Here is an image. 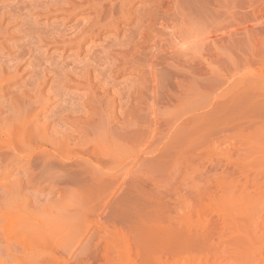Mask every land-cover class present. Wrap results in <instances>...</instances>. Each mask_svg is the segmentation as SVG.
<instances>
[{
  "label": "rangeland",
  "instance_id": "1",
  "mask_svg": "<svg viewBox=\"0 0 264 264\" xmlns=\"http://www.w3.org/2000/svg\"><path fill=\"white\" fill-rule=\"evenodd\" d=\"M122 1H124V0H122ZM128 1H130L129 5L131 7L129 6V8H128L129 11L127 10L128 12H126L127 15H128V13L131 14V12H134V11L135 12L132 14H135L139 10V9L138 10L135 9V7L138 8L141 6L140 8H143V10L146 7V1L145 0H142V1H140V0H128ZM197 1H199V2H197ZM216 1H218V4L216 3ZM219 1H221V2H219ZM222 1L223 0H204V1L203 0H177L176 1L177 3L176 2H174L175 4L173 3V7L175 9V10L173 9L174 13H171V14H173V18H172V15H168V14H170V12L167 14L168 17L166 15V18L169 19L168 20L169 22L167 24L161 23V22L160 23L159 22L154 23V21L152 23L148 19L145 18V19H143V20H146L145 23H144V21H142V23H141L143 27L140 25V27H139L140 29L137 31H135V28H133L137 23L134 18H133L132 23H127V21H125V19H126L125 15L126 14L124 13L125 15H123V17L125 18L124 19L122 17V14L120 13V15H119V12L116 11L115 12L116 14L114 13L113 17L111 18L112 20L110 19L111 21L110 20L106 21L107 23L104 22V24L106 26L103 23H101V24H98L99 26L96 25L97 28H96V26H94L95 28L92 27L91 29H93V30H90V33H88L89 36L86 35L85 37H87V38H85L83 41H81L79 44H77L76 41L78 38L76 39V37L81 36V34H78L80 27H81V30H80V33H81V31L83 32L84 27L87 25V22L90 24V26H92L91 24H93V25L96 24L95 21L97 20L96 19L97 17H95L96 14H95L94 10H95V8H98V6H99L98 4L95 5V8H93V11L89 10L90 6H92L91 5L92 3H89L87 1L82 2L79 5L76 4V5H74V7L71 6L69 10H72V12L74 11L76 13L73 12V15H72L73 17L72 16L69 17L70 16L69 13L67 14V12H65V11L62 12L61 9L59 10V8H61V0H57V1H55V0H0V13H1L0 17L3 18V19L0 18L1 19L0 20V55L2 57V58H0V61L3 62V63L2 62L0 63V67H3L6 63H8V61H10V64H12L11 65L12 69L10 70V72H14V70H16V72H15L16 74L12 73L14 75L13 78L14 77L16 78V79H13L14 80L13 85L14 86L18 85L16 87L13 86V88H17V87H19V84H21L19 87L20 91H21V89L24 90L23 86H24V88L29 87L28 89H30V87L34 86L35 84H37V85L42 84V82L40 83V80H42V79L46 80L47 79V81L42 80L44 83L41 85V87L43 85L44 86H43V88H41L42 92L40 94H42V95L40 96L41 101L39 104L43 105V107H44V105L46 106V103L49 105H47L48 109H47V106L45 107V111H47V113L44 112L39 117L40 122H42V121L44 122V120H43L44 118H45V121H47L46 119H48V118H49L48 121L54 119L53 123L50 121L51 122V124H50V122H49L50 128L52 127L51 129L54 130L57 126L56 129L59 130V132L62 131L61 132L62 135H60L58 131L55 135L58 136V134H59V137H61V136L63 137V136L67 135L65 137V138H67V140L64 137L63 138L61 137V139L66 140V142L68 141L71 143L72 139H70L71 141H69L68 138L69 137L75 138V136H78L75 138L74 141H77V143L80 144V142L82 140V143L80 145H85L86 143H89L88 144L89 148H91L90 145H94V144L98 143L99 145L97 144V146H100L102 148H104L106 146L107 149H109V148L112 149L114 147L115 151L112 149L113 151H109V152L112 154L115 152V154H118V157L121 155L118 152L120 151V149H122V153H124L123 155L126 158V159L122 160L123 159L122 155H121L122 157L120 156V158H119L121 163L124 162V163H122L124 165H121L119 160H117V161L115 160V158L117 157V155H115V154L113 155L114 160L111 161L110 159H113V157H111L112 155L110 156V153L106 151L107 149H105V150H103L104 155L102 154L101 158H102V156H103V158L106 157L105 160L107 159L108 163H110V164L106 163V161L103 160V158L101 159V160H103V162L100 159L98 162H96L98 159L95 161L93 160V163L95 162V167L93 168V171L91 170L92 172H90L92 175H93L94 169L95 168L97 169V166H98L97 164L99 163V166L97 169V171H99V172H97L95 170V176H94L95 178H99L102 175H103V178L111 177V175L112 176L113 175H115V176L116 175L117 176L123 175L124 176V178H122L123 176L120 177V179L118 181L119 183H117L118 184L117 186H116V184L111 185L112 188L111 187L109 188V186L107 188L106 187L103 188V186H102V188H100V187L97 188V186L92 185L90 183H87L84 180L85 177L89 175V173H87V172H86L87 173L86 176H85L86 173H83L84 174V175H82L83 178H81L82 176L78 174L79 176L78 175L77 176H78L79 180L77 178H74L75 176L70 174L69 171H67L68 173L64 172L63 174L61 172V175H62L61 176V183L53 180L52 179L53 177L51 178L50 176H49L50 178H47L48 176H45V179H44V177H40L39 171H33V173L36 172V174H35L36 176H34V177H33V174H29L30 175L29 181L32 182V183H29V181H28L29 186H25L24 184L21 185L23 183V180L22 179L20 180L22 182H21V184H19V186H20V188H21V186L23 188L19 192V197L27 196L29 198V196H30L31 201L35 200L37 202L36 203L37 205L36 204L33 205V203L31 201L29 202L28 206L30 207L29 210H31L32 215H39V214H34V213L40 212V209H42L43 206L44 207L48 206L47 208H49V209H47V210H50L52 212V215L56 216V213L53 214L55 211L58 213L57 215L61 214V258H60L61 261L59 259V261H60L59 264H108L107 261H109V260H110L109 264H117V263L118 264H127V263L129 264L130 262H133V261L134 262L132 264H174V263L175 264H186V263L189 264V262H190V264H194L195 262H196L195 264H240L243 258H246V260H248L247 264H264V102H262V101H264L263 100L264 99V94H263L264 93V90H263L264 87H261V86H264V84L259 85L257 87V90L255 88L254 90H256V91L253 92L256 96V97L255 96H253V97H255L258 101L256 99L255 100L259 103L256 102V104H254L255 103L254 99H253L254 102H251V100L248 99L249 103H246V104H245V102H243V104L239 103V105H237L238 103L235 105H233V104L230 106L228 105L230 108H232V106H235L231 110H230V108H228V106H224L225 108L227 107L229 109V112L227 113L228 109H225V108H223V109H225L223 111H226L225 113L227 115L230 114V116L228 115V117H230L229 120L226 118L225 123L222 124L221 123L222 121H221L220 123L217 122V124H218L217 125L215 123L216 120L213 117L208 116L207 120H205L206 118L201 119L202 121L200 119L195 120V121L200 120V121L196 122V125H195V122L194 123L190 122L192 124V126H190V128L194 126V130H195V131H193V130H191V131L193 133L195 132L198 136H196V134H194V135L190 134L189 135L188 133H186L187 132L186 131L185 134L189 135V136L186 135V137H189V138H186L184 136V131H185L184 129H183V132H181L183 135L181 133L179 134L180 130H182L179 126H180V124L183 123V121L186 120L187 117L190 120V119H192V118H190L191 117L190 115L198 116L202 112L200 110H204V111L210 110L209 107L211 108L212 107L211 105L213 104L212 102L215 101L214 95L219 92V91H215L214 87L216 88L217 86L213 87V85L217 84V82H221L222 80H224L223 79L224 76H225V79L227 81H229V82H226L229 85L226 86V84H225V86H224V87H227V89H228V92L226 93V96H225V98H227V96L230 97L229 96V93H230L229 89L231 91V96L243 94L242 92L245 91L244 89L248 90L251 83L255 82L256 80L257 81L260 80L259 77H261V75H263V73H264V66L261 65L264 63V54L259 53V51H261L260 47H262L264 49V24H256L255 21L253 22V18L251 17V15H252L251 12H253L254 10L258 11V9H259V11L263 12L264 0H259V2L257 0H246L247 2L245 0H236V1L235 0H224L223 2ZM232 1H233V3H232ZM46 2H49V6H50L51 2H56V3H53L55 5L51 4L52 6L48 8L46 5L48 3H46ZM91 2H96V0L95 1L92 0ZM98 2L99 1L97 0V3ZM14 3H15V5H14ZM39 3H41V4H39ZM107 3L110 4V3H114V2L108 1V2H106V4ZM221 3H223V4H221ZM254 3H256V6H254L255 5ZM57 4H59L58 5L59 8L53 7V6H57ZM36 5H37V7H36ZM38 5H39V7H38ZM45 5L48 8V12H46L47 10H46ZM175 5L178 6L180 9L178 8V10H177V7ZM194 5H195V7H194ZM201 5L203 7L200 8L199 6H201ZM87 6H88V9L86 8ZM117 6L118 5H116V7ZM221 6H223V8ZM253 6L255 9L252 8L253 11H251L252 9H250V8ZM44 7H45V9H44ZM52 7L55 9V11L53 10ZM164 7L166 8L167 6L165 5ZM32 8H33V10H32ZM40 8L42 11L43 10L44 11L42 12L40 10ZM50 8H52L53 12H52V10H50ZM74 8H76V9H74ZM215 8L218 10L216 11ZM38 9L42 13L37 11ZM219 9H221V10H219ZM140 11H142V9H140ZM178 11L180 12V14ZM211 11H213L212 12L213 14L211 13ZM249 11H251V12H249ZM6 12H9V13H6ZM12 12L14 13L13 15H12ZM16 12H18V13L20 12V13L18 14ZM182 12H184V13L182 14ZM218 12H220V13H218ZM205 13H206V15H205ZM41 14H43V15H41ZM161 14H163V13H161ZM137 16H138L137 13H136V15H133V17H137ZM209 16H210V18H209ZM181 17L186 21H183V19ZM242 17H243V19H242ZM175 20H177V22ZM187 20H189V21H187ZM214 20L216 23L213 22ZM182 21H183V26H185L184 22H187V24L186 23L185 24L189 25L190 27L185 26V28L188 27V28H186L187 31L188 30L190 31L192 29L190 32H193L194 35L196 34V38H194V35L192 33H190V32L186 33L184 28H182L184 31H182L180 28H177V29H180L181 32H180V30H176L175 27H181L182 26V25H180V24H182ZM197 21L199 23H197ZM249 21H251V22H249ZM91 22H93V23H91ZM108 22H109V24H108ZM170 22L175 24L174 25L175 27H173L172 23H170ZM200 22H201V24H200ZM151 23L153 24V27H151V25H152ZM89 24L86 26V28L89 27ZM162 24L163 25L165 24V25L163 26ZM168 24H170L171 26ZM73 25L76 27H74ZM154 25L156 26L155 28H154ZM160 25L163 28H161ZM191 25L195 28H193ZM196 25L198 27H196ZM70 27H73L74 29L73 28L70 29ZM141 27L142 28L147 27V28L142 29ZM260 27H262V28H260ZM65 28H66V30H65ZM67 28L69 30H67ZM114 28H116V29H114ZM61 29H62V31H61ZM72 29L74 30V32L77 30L78 33L72 32L73 31ZM133 29L135 31L134 33H133ZM156 29H157V33H156ZM170 29H172V32H174V34L171 33ZM195 29H196V31H195ZM217 29H219V30H217ZM246 29L249 32L246 31ZM122 30L123 31L125 30L124 33ZM50 31H51V33H50ZM57 31L59 33H56ZM130 31H131V33H130ZM139 31L141 33V37H140V33L138 34ZM146 31H149L151 33L146 32ZM178 31H179V34H178ZM250 31H252V32H250ZM29 32L31 35L29 34ZM41 32H43V33H41ZM63 32H67V33L65 34ZM68 32L71 35H69ZM144 32H146V34ZM61 33L63 36L61 35ZM128 33H130L129 36L127 35ZM132 33H133V36L135 33L138 34V37H139L138 40H137L136 34H135V37L131 36ZM169 33H170V36H169ZM183 33L186 34V37L188 40L185 39L186 41H184L182 39L183 37L185 38ZM199 33H201V34H199ZM123 34H125L124 38L127 41L125 39H121L123 37ZM144 34L146 35V37ZM155 34L157 36H155ZM56 35H58V37H56ZM73 35H75L76 37L73 38L74 37ZM178 35L182 36V37L180 36V38L182 39L181 41H183V43L179 40L180 38H178ZM66 36H67V38H70L72 36V38L75 40H73L71 38V41H70V39H68L69 42H67ZM151 36H153L154 38L152 37L153 38L152 39ZM35 37L36 38L38 37L37 38L38 41L36 40ZM40 37H41V39L43 37V39L41 41L42 43L39 42L41 40ZM127 37H129V39ZM147 37L148 38L150 37V38L147 40ZM159 37H161V38H159ZM190 37H192V38L190 39ZM197 37H199V38H197ZM59 38H60V41H59ZM140 38H142L143 40H139ZM158 38H159V40H158ZM31 39H32V41H31ZM62 39H64V41ZM168 39L169 40L171 39L172 41L170 42ZM44 40H46V41H44ZM130 40H131L132 44H130ZM248 40H251V41H254L255 43H258L259 45L257 47H258L259 51H258V53L254 52L253 54H255V55L250 56L251 58L249 57V52H247L246 55L248 54L247 57L250 59V60L248 59L249 65L244 66L245 63L243 64L242 62L241 63L239 62L237 64L236 70H234V72H232V69H231L232 68V64H231L232 59L231 60H227V59H229L228 57H230V58L239 57L242 52H245L246 51L245 49L247 48V41ZM53 41L55 43L57 41V43L59 45L57 43H56L57 44L56 45ZM61 41H63V43ZM140 41L142 43H139ZM143 41H144V43H143ZM167 41H169V42H167ZM178 41H180L181 44H177V43H179ZM204 41L207 43V46H206ZM70 42H72V44L73 43L74 44L72 45V44H70ZM105 42H107V43H105ZM154 42H155V44H153ZM185 42H186V44H185ZM213 42L215 45L213 44ZM50 43H52V44H50ZM67 43H69V44H67ZM126 43H127V46H125ZM160 43H161V45H160ZM198 43L201 45H199ZM28 44H29V46H28ZM102 44H103V46H102ZM147 44H148V46H147ZM149 44H150V46H149ZM134 45H136V46L134 47ZM137 45H139V47ZM197 45H199V46H197ZM80 46H81V48H78ZM101 46H102V48H101ZM155 46H157L156 48H158V49L161 48L160 52H159L160 54L158 53L159 56H157V54L154 51ZM167 46H169L170 48ZM204 46L207 48H203ZM121 47L122 48L124 47V49H122ZM197 47L200 50H203V49L206 50V51H204V50L202 51L204 53L207 52L206 54H204V53L202 54L203 57L204 58L208 57L206 59L207 62L209 60H211V62L213 63V64H211L209 61L208 64L209 63L211 64V66H212L211 68H213L214 66H215V68L217 67L216 69L213 68L212 70H210L211 72L209 71L210 73L207 72V70L211 69L209 67L210 64L208 65L207 62L204 65L202 64L203 66H205V68H203V66L201 65V62L204 60H201L198 57L197 58L194 57V56H198L197 54H200V52H201L200 50L195 49ZM199 47H201V48H199ZM106 48H108V49H106ZM126 48L128 49L127 51H126ZM152 48H154L153 51L151 50ZM188 49H189V51H188ZM105 50H106V52H104ZM145 50L151 51L150 56H149V54H147V51H145ZM174 50H175L174 54L176 53V51L178 52L180 50L179 51L180 54H179V52H178V54H175V56L178 57L177 58L178 61H176V62H180V63H174L175 61H173V60L171 62V59L176 60L175 56H174V58H173V56L171 57V54H173L171 52ZM185 50L187 51L188 54L185 53L186 52ZM193 50L194 51L196 50V51L193 52ZM197 50H198V52H197ZM209 50H210V52H209ZM21 51H22V53H20ZM23 51H25L26 53L24 52V54H23ZM183 51L185 54L183 53ZM102 52L104 54H102ZM145 52H146V54H145ZM151 53L155 56V57L152 56L154 60L151 58V55H152ZM194 53H196V54L194 55ZM10 54L13 55V58ZM26 54L29 56H27ZM142 54H143V57L141 58ZM161 54L163 55L162 58L164 57L163 59H166L168 56L167 60L161 59L160 58ZM181 54L184 57H186L187 60L190 58L189 61L192 59L191 61L193 62V65H192V62H189V64L192 65L191 67L189 64H187V66H186L185 64H183L182 59H179V56ZM186 54H187V56H189V58L186 56ZM218 54H220L221 59L224 57L223 62L216 63V61H214V60H217V56H219ZM224 54H225V56H223ZM8 55H10V56H8ZM116 55H118V56H116ZM182 55L180 56L181 58H183ZM14 56H15V58H14ZM21 56H24V57H21ZM75 56L77 57L76 59L73 58ZM135 56H136V58H135ZM138 56H140L139 59H138ZM169 56L171 57V59H169ZM156 57L160 58V59L157 58V60L159 62H157ZM117 58H118V60H117ZM140 58H141V61H143V58H144L145 62L146 61L147 62L145 64H144V62H141L142 64L139 65ZM9 59H11V60H9ZM129 59H131V60H129ZM194 59H196V62L194 61ZM197 59L201 60V61H199L200 63L198 62L200 64V66H198L199 64L197 65ZM73 60L76 63H74ZM102 60H103L104 64H103ZM179 60H181V61H179ZM226 60L228 61V63ZM11 62H13V63H11ZM15 62H17V63L15 64ZM94 62H96V63H94ZM63 63L65 65H63ZM70 63H73V64H71L72 66H70ZM172 63H174L176 68L174 67V65ZM194 63H196V64L194 65ZM202 63H204V62H202ZM2 64H4V65L2 66ZM10 64H8L9 66L7 65L4 67L8 68V67H10ZM13 64H15V65H13ZM93 64L95 66H92ZM159 64H161V65H159ZM180 64L183 66H181ZM228 64H230V66ZM153 65L155 66V68ZM223 65H224V67H222L223 68V70H222V68L220 66H223ZM226 65H227V67H226ZM83 66H85V67H83ZM141 66H143V67H141ZM185 66H186V68H185ZM161 67H163V68H161ZM177 67L180 69V71ZM181 67H183V68H181ZM192 67H193V69H192ZM199 67H200V69H199ZM38 68H39V70H38ZM173 68H174V70H172ZM201 68H203V70ZM206 68H209V69H206ZM228 68H230V69H228ZM35 69H37V70H35ZM40 69L43 72H45L44 74L48 78L46 76H44V74H41ZM72 69H74V70H72ZM194 69H195V71H193ZM226 69L231 72V73L229 72L230 75H228V72L225 71ZM67 70H69V71H67ZM139 70H140V72H138ZM198 70H200V71H198ZM205 70H206V72H205ZM33 71H35V72H33ZM100 71H102L101 74H100ZM153 71H155V72L159 71V72H157L158 74L155 75V72H153ZM183 71H184V73H182ZM222 71H223V73H222ZM51 72H53V74H51ZM69 72L71 74H69ZM80 72L83 75H81ZM212 72H215V73H212ZM36 73H37V75H36ZM64 73H66V74H64ZM76 73L78 75H75ZM93 73H95V74L97 73V74L95 75ZM166 73L167 74L171 73L170 74L171 76L166 75ZM176 73L177 74L179 73V74L177 75ZM203 73H207L206 76ZM208 73H209V75H208ZM216 73H218L220 75L218 76ZM88 74H89V76H88ZM197 74H198V76H197ZM30 75H35V76H30ZM40 75L42 76V78H40L41 77ZM54 75H56V76H54ZM74 75H75V78H74ZM173 75L178 76V79H180V83L185 82V81L186 82L180 84L177 77H174L177 80L173 79ZM180 75H181V78H179ZM184 75H185V77H184ZM43 76L46 78H44ZM196 76H197V78H194ZM227 76H228V78H227ZM33 77L35 79L36 78H39V79H36V81H35ZM63 77H64V79H63ZM207 77H209V78H207ZM210 77H211V79H210ZM54 78L56 81L54 80ZM71 78H72V81H71ZM73 78H74V80H73ZM76 78H78V79H76ZM155 78H157L158 80L156 79L157 81L154 82ZM168 78H171V79L168 80ZM201 78H203L204 81ZM218 78L219 79L222 78V80L220 81ZM31 79H33V81ZM208 79L210 80L209 82H208ZM60 80H61V83H60ZM62 80L65 82H63ZM66 80L67 81L69 80L70 82L69 81L67 82ZM80 80H81V82H80ZM97 80H99V81H97ZM170 80L171 81L174 80V81H172L173 83L176 80L175 84L173 85ZM200 80L203 81L202 86L206 87L205 85H207L206 88L209 90H207L201 86V83L199 82ZM26 81H27V83H26ZM38 81H39V83H38ZM151 81H152V83H150ZM161 81L165 82L166 86L165 85L164 86L166 88H164V86L162 85L164 83H162ZM168 81H169V83L167 84ZM137 82H139L140 85ZM204 82H206V83H204ZM207 82L211 87L207 84ZM135 83H136V85H135ZM144 83H146V85ZM194 83H195V85H194ZM49 84H51V85H49ZM178 84L183 85V86H181L182 89L184 88L183 90H185V88L187 89L190 87V89H188V91L189 90L193 91L191 93V95H190V93H187V90H185V92H186L185 93L181 88H179L180 85L178 86ZM186 84H188L189 86L184 87V86H186ZM246 84L249 87H246L247 86ZM27 85H28V87H27ZM132 85H133V87H132ZM138 85H139V87H138ZM176 85L179 89H177ZM84 86L85 87L87 86L86 87L87 89ZM134 86H135V88H134ZM159 86H160V88H159ZM191 86L192 87L194 86L193 90H192ZM197 86L199 87L198 89L196 88ZM152 87H154L156 89H152ZM167 87H168V89L169 88L170 89L167 90ZM210 88H212L213 93L210 90ZM157 89H160V90H157ZM180 89L183 92H181ZM231 89H233V90H231ZM259 89H261V90H259ZM62 90L64 91L63 94H62ZM236 90H237L238 94L236 93ZM48 91L50 93H52V95ZM144 91H145V93H143ZM155 91H157L156 92L157 96H155L156 95ZM167 91H169V93H171V94L174 92L173 93L174 95H177V93H178L179 97L177 98V96H174V95L170 96L171 94L169 95V93H167ZM177 91H179V92H177ZM204 91H206V92L208 91V93H210V95ZM233 91H235L234 92L235 94L233 93ZM261 91H263V92L259 93ZM34 92L35 91H30V93L27 92V94H25V95H24V92H22L23 94L18 93L20 95L17 94V96L19 97L22 94V95H24L23 97L26 96V98H27L28 94L34 95ZM44 92H46V93H44ZM59 92H61V93H59ZM150 92H152L151 93L152 95L150 94ZM158 92H159V94H158ZM256 92H258V93H256ZM48 93L50 96L48 95ZM182 94H183V96H186V95L188 96V97L186 96L188 98V100L186 97L183 98V100L186 99V101L184 100L185 101L184 103L181 100ZM257 94L258 95L260 94L259 95L260 98H257ZM261 94H262V96H261ZM46 95H48V96H46ZM168 95H169V97H167ZM42 96L46 97V100H44V98ZM54 96H56L57 98ZM158 96L162 100H163V98L165 99V101L161 100L163 102L164 106L162 105L159 98H157ZM101 97H102V99H101ZM152 97H154V99H157V100L154 101ZM170 97L171 98L173 97V99H175L176 102H175V100L171 99ZM174 97H176L177 99ZM201 97H203V98H201ZM210 97H211V99H210ZM22 98H18V100H17V103L18 104L20 103V105L24 101V98L23 99ZM26 98H25V100H26ZM208 98L210 99V101ZM42 99L44 100V102H42ZM135 99H137V100H135ZM166 99L169 100L170 102L171 101H173V102H171V103L168 102V103H170V104H168V103H166V101H167ZM197 99L199 100V102ZM205 99H207V100H205ZM20 100H22V101H20ZM60 100H61V102H60ZM141 100H143V101H141ZM158 100L160 101L159 102L160 105H158L159 103H157ZM177 100H179V101L177 102ZM113 101H115V102H113ZM145 101H147V102H145ZM180 101L183 104L180 103ZM208 101H209L210 106L207 105ZM260 101H261V103H260ZM5 102H7V99ZM25 102L27 103V101H24V103ZM164 102H165V104H164ZM250 102H251V104H250ZM24 103H22V105ZM89 103H91V104H89ZM107 103H109V104L107 105ZM174 103H175V105H174ZM178 103H180V104H178ZM102 104L105 106V109H104V106ZM177 104L180 106L176 107ZM91 105H93V106H91ZM147 105H149V106H147ZM169 105H170V107H168ZM201 105L203 106L204 109L203 108L200 109L202 107ZM66 106H67V108H66ZM172 106H174V108ZM206 107H207V109H206ZM169 108H171V109H169ZM176 108H177V110H176ZM178 108L179 109L181 108V109L179 110ZM174 109H175V111H174ZM178 110L181 112V115H180V112H178ZM61 111H63V112H61ZM65 111H67V112L65 113ZM184 111H185V113H184ZM204 111L202 113H204ZM189 113H190V115H188ZM191 113H193V114H191ZM225 113H223V114H225ZM58 114H60V115H58ZM4 115L0 114L1 117ZM57 116H58L61 123L57 122V121H59L58 118H56ZM66 116H67V118H66ZM142 116H145L146 118H144ZM165 116H167L168 118ZM171 116H172V118H171ZM178 116H179V118H178ZM185 116H187V117H185ZM50 117H51V119H50ZM99 118H101V119H99ZM170 118L172 119V121L170 120ZM183 118H185V119H183ZM65 119H67V120H65ZM173 119H174V121H173ZM71 120H72V123H68ZM107 120H108V122H107ZM192 120H194V119H192ZM169 121H170V123H168ZM150 122L152 123V126H151ZM203 122H205V123L203 124ZM104 123H105V127H104ZM45 124L48 126L47 122ZM73 124H77V125H73ZM173 124H174V126H173ZM207 124H208V126H207ZM211 124H212V126H211ZM220 124H222V125H220ZM137 125L139 127L141 126V128H140L141 130L139 129V127L137 128ZM203 125L204 126L206 125V127H204ZM213 125L215 126V129H214ZM219 125L221 127H219ZM107 126H108V128H107ZM195 126L198 129L200 128L199 132ZM203 127H204V129H203ZM50 128H49V131H51ZM176 128L178 131L176 130ZM186 128H188V127H186ZM190 128H189V130H190ZM205 128H206V131H204ZM226 128H227V130H226ZM96 129H98L99 131ZM125 129H126V131H125ZM173 129H175V130H173ZM212 129H214V131H212ZM160 130H161V132H160ZM166 130H167V132H166ZM186 130H188V129H186ZM69 132L70 133L72 132V133L70 134ZM120 132H122V134ZM137 132L141 133L140 136H138L139 134ZM170 132H171V134H170ZM188 132H190V131H188ZM98 133H100V134H98ZM105 133H107V134H105ZM128 133L130 134V136H132V135L133 136L130 137ZM162 133H164L165 135L163 136ZM173 133H178V134H176L177 136H175V134L173 135ZM198 133H200V134H198ZM63 134H66V135H63ZM68 134H70L72 137L70 135L68 137ZM74 134H76V135H74ZM134 134H136V135H134ZM143 134L147 135V136L144 137ZM148 134H149V136H148ZM84 136H85V139H84ZM96 136H98V137H96ZM114 136H115V138H113ZM128 136H129V139H128ZM159 136H160V138H159ZM171 136L172 137L175 136L177 138L174 137V140H173ZM178 136L180 137V140H179ZM199 136H202V137H199ZM103 137H105V138L103 139ZM111 137L113 138L112 140H110ZM138 137L142 138V139L140 140ZM89 138L90 139L93 138L95 140L92 139L93 140L92 141ZM99 138H101V139H99ZM145 138L147 141L145 140ZM147 138H149V140ZM77 139L80 141L78 142ZM87 139L89 141L93 142V144L90 143ZM134 139H135V141H134ZM103 140L106 141V142L104 141L105 144H104ZM116 140H118V141H116ZM124 140H126L127 142L126 141L122 142ZM131 140H132V142H131ZM137 140H138V142H136ZM202 141H204V142H202ZM123 143H125V144H123ZM183 143H184V145H186V148L183 145ZM100 144L101 145L103 144L105 146H103V145L101 146ZM72 145H73V143L69 144L70 147H68L71 150L73 147ZM133 145H134V147H133ZM182 145H183V147H182ZM109 146H111V147H109ZM121 146L124 149L121 148ZM154 147H155V149H154ZM171 147H176V148H173L174 149L173 150ZM180 147H181V149H180ZM116 149L118 151H116ZM137 149H138V151H137ZM169 149H171V150H169ZM153 150H154V152H152ZM74 151L75 150H73L72 152L69 151L68 153H70L69 154L70 156H67L68 153H66L65 154L66 156H63L61 159L62 160H63V158L67 159L66 157L71 158V156L74 153H75V157L72 156L73 158H71L70 161L76 159L78 151L77 152L76 151L74 152ZM128 151H130V152L128 153ZM175 151H177V152H175ZM131 152L133 154H131ZM139 161L141 163H139ZM100 162L106 163L105 166H104V164L101 163L102 164L101 166H103V167H100ZM118 162H119V164H118ZM23 163H25V162H20V163H18V165L22 166ZM131 163H133V164L131 165ZM99 167H100V169H99ZM104 167H105V170H104ZM107 169H109V170L106 171ZM120 171H122V172H120ZM123 171H125V172L123 173ZM20 172H21V174H20ZM118 172H119V174H118ZM37 173L39 176L37 175ZM17 174H18V177H17L18 179H20L19 175H21V178L24 179V177H23L24 175H22L24 173H22V170L20 168H17L13 172L12 178L9 177L7 182H12V180L16 178ZM96 175L97 176L100 175V176L96 177ZM104 175H106L108 177H106V176L104 177ZM32 177L33 178L36 177L37 179L36 178L33 179ZM71 177H73V178H71ZM41 178H43V180ZM112 178H114V176ZM31 179L34 181H32ZM50 179H52V181ZM117 179H118V177H117ZM15 180H13V182ZM36 180H38V181H36ZM40 180L42 182L39 183ZM44 180L46 182H44ZM47 180H49V181L47 182ZM82 180H84V181L82 182ZM120 180H124V182L123 181L121 182ZM16 181H19V180H16ZM3 182H5V181H3ZM49 182H51L53 184L54 188L51 187L52 185H51V183L49 184ZM57 182H58V184H57ZM121 183H122V185H121ZM123 183L124 184L126 183V184L124 185ZM54 184H57V185H54ZM5 186L3 187L4 190H5ZM104 186H106V185H104ZM27 187H29V188H27ZM55 187H56V189H55ZM90 187H92V188H90ZM24 188H27L28 190L29 189L30 190L27 191V189H26L23 192ZM48 188H50V191ZM99 188H100V190L96 191V189H99ZM51 189H52V191H51ZM90 189H91V193L89 191ZM104 189L106 191H104ZM92 191H94V192H92ZM50 192H52V193H50ZM22 193L23 194L26 193L25 196ZM30 193L32 194L33 197L30 195ZM85 193L87 195H89L87 198H86L87 195ZM92 193H93V195H91ZM49 194H51V197ZM99 194L100 195L102 194L101 197ZM45 196L48 197V200ZM58 196L61 198H59ZM43 197L46 199H43ZM93 197L96 199L95 201H93L94 200ZM4 198H8V197L5 195ZM32 198H34V199H32ZM90 198H92L93 200L92 199L90 200ZM252 201H254V202H252ZM46 204H47V206H46ZM54 205L56 207L52 208V206H54ZM31 206H32V208H31ZM35 207H36V209H35ZM50 207H51V209H50ZM37 209H39V211ZM57 210H60V213ZM35 211H38V212H35ZM9 217H10V220L8 222H11V223L7 222L9 225H6L7 227L5 228V230L6 229L10 230V225H11V227L15 226V224H13L14 222L12 223V220H14V219L11 216H9ZM58 217H60V216H58ZM249 229L252 231H249ZM122 247H123V249H122ZM124 247H126V248H124ZM103 250H104V252H103ZM124 250H125V252H124ZM128 250L131 251V252L129 251L130 254L127 253ZM132 251L133 252L136 251V253L138 254L137 257L135 256L136 253L134 255V253H132ZM122 253H127L128 256L122 257ZM119 254H121V255H119ZM120 257L126 258V259L122 260V258H120ZM128 258H129V260L131 258H133V260L131 259L129 261ZM140 258H141V260H140ZM134 259H137V260H134Z\"/></svg>",
  "mask_w": 264,
  "mask_h": 264
},
{
  "label": "bare ground",
  "instance_id": "2",
  "mask_svg": "<svg viewBox=\"0 0 264 264\" xmlns=\"http://www.w3.org/2000/svg\"><path fill=\"white\" fill-rule=\"evenodd\" d=\"M55 1H57V0H55ZM89 2V3H92L91 5L92 6H90V8H89V10L90 11H93V8H95V5H99L98 6V8H95V10H94V12H95V17H97L96 19V24L95 25H93V24H91L92 26H90V24L87 22V25L89 24V27H87L86 28V26L84 27V29H83V32L81 31V33H80V30H81V27H80V30L77 32V30L75 31V32H77L78 34H81V36L79 37V36H75V35H73L74 37L73 38H75L76 37V39H77V44H79L81 41H83L85 38H87V37H85L86 35H88L89 36V34L88 33H90V30H93V29H91L92 27H94V26H96V25H98V24H101V23H103L104 24V22H106V21H109L112 17H113V15H114V13L116 12V11H118L119 12V15H120V13L122 14V17H123V15H125L126 14V12H128L129 10H128V8H129V2L130 1H128V0H124V1H122V0H98L99 2L97 3V0H96V2H91L92 0H61V8H59L58 7V5L60 4H57V6H53V7H57V8H59V10L61 9V11L63 12V11H65V12H67V14L69 13V17H71L72 15H73V12H72V10H69L70 9V7L71 6H73L74 7V5H76V4H81L82 2ZM95 1V0H94ZM108 1H113L114 3H110V4H106V2H108ZM140 1H142V0H140ZM146 1V7H145V9L143 10V8H140V7H138V8H136L135 7V9H139L136 13H137V17H133V15H136V13L135 14H132V13H134V12H131V14L130 13H128V15L126 14L125 15V21H127V23H132L133 22V18L135 19V21L137 22L136 23V25L133 27V28H135V31H137V30H139L140 28V25L142 26V21H144V23H145V21L146 20H143V19H148L150 22H152L153 23V21H154V23L155 22H161V23H165V24H167L169 21V19H167L166 18V15L170 12V14H168V15H172V18H173V14H171V13H174V11H173V9H174V7H173V3L174 2H176L177 0H145ZM204 1V0H203ZM224 1V0H223ZM222 1V2H223ZM236 1V0H235ZM246 1V0H245ZM258 2H259V0H257ZM16 2V1H15ZM197 2H199V1H197ZM219 2H221V1H219ZM226 2V1H225ZM247 2V1H246ZM46 3H48V4H46ZM45 4L47 5V7L49 8V7H51L52 5L51 4H53V3H56V2H51V4H50V6H49V2H46ZM58 3V2H57ZM133 3V2H132ZM145 3V2H144ZM177 3V2H176ZM186 3V2H185ZM190 3V2H189ZM201 3V2H200ZM216 3L218 4V1H216ZM232 3H233V1H232ZM231 3V4H232ZM264 3V2H263ZM38 4V3H37ZM39 4H41V3H39ZM44 4V3H43ZM175 4V3H174ZM180 4V3H179ZM191 4V3H190ZM221 4H223V3H221ZM235 4V3H234ZM255 5L254 6H256V3H254ZM14 5H15V3H14ZM46 5H45V7H46ZM53 5H55V4H53ZM106 5V6H105ZM108 5V6H107ZM116 5H118L117 7H116ZM167 6L166 8L164 7V6ZM177 5V4H176ZM175 5V6H176ZM183 5V4H182ZM185 5V4H184ZM200 5V4H199ZM215 5V4H214ZM225 5V4H224ZM249 5V4H248ZM258 5V4H257ZM89 6V5H88ZM88 6L86 7L87 9H88ZM193 6V5H192ZM220 6V5H219ZM251 6V5H250ZM254 6L253 7H251L250 9H255L254 8ZM264 6V5H263ZM13 7V6H12ZM11 7V8H12ZM36 7H37V5H36ZM38 7H39V5H38ZM45 7H44V9H45ZM46 7V12H48V8ZM52 7V8H53ZM131 7V6H130ZM143 7V6H142ZM177 7V10H178V6H176ZM175 7V8H176ZM194 7H195V5H194ZM193 7V8H194ZM200 8L201 7H203L202 5L201 6H199ZM218 7V6H217ZM222 8H223V6H221ZM10 8V9H11ZM19 8V7H18ZM42 8V7H41ZM41 8H40V10H41ZM52 8H50V10H52ZM56 8V9H57ZM78 8V7H77ZM206 8V7H205ZM204 8V9H205ZM35 9V8H34ZM74 9H76V8H74ZM134 9V10H135ZM140 9H142V11H140ZM180 9V8H179ZM207 9V8H206ZM216 9V8H215ZM225 9V8H224ZM253 9L251 10V11H253ZM264 9V8H263ZM14 10V9H13ZM18 10V9H17ZM32 10H33V8H32ZM53 10L55 11V9L53 8ZM53 10H52V12H53ZM128 10V11H127ZM175 10V9H174ZM190 10V9H189ZM188 10V11H189ZM218 9H216V11H217ZM219 10H221V9H219ZM262 10V9H261ZM16 11V10H15ZM19 11V10H18ZM21 11V10H20ZM36 11V10H35ZM37 11H39V9L37 10ZM42 11V10H41ZM44 11V10H43ZM42 11V12H43ZM180 11V10H179ZM178 11V12H179ZM183 11V10H182ZM185 11V10H184ZM191 11V10H190ZM205 11V10H204ZM207 11V10H206ZM215 11V12H216ZM251 11H249V12H251ZM257 11V10H256ZM255 10L253 11V12H251L252 13V15H251V17L253 18V22L255 21L256 22V24H264V10H263V12L262 11H259V9H258V11L256 12ZM40 12V11H39ZM42 12H40V13H42ZM45 12V13H46ZM78 12V11H77ZM80 12V11H79ZM202 12V11H201ZM213 11H211V13H212ZM214 12V13H215ZM223 12V11H222ZM248 12V13H249ZM3 13V12H2ZM6 13H9V12H6ZM16 13H18V12H16ZM20 13V12H19ZM18 13V14H19ZM39 13V14H40ZM74 13H76V12H74ZM84 13V12H83ZM125 13V14H124ZM161 13H163V14H161ZM184 12H182V14H183ZM191 13V12H190ZM208 13V12H207ZM217 13V12H216ZM215 13V14H216ZM218 13H220V12H218ZM1 14V13H0ZM5 14V13H4ZM3 14V15H4ZM14 13L12 12V15H13ZM44 14V13H43ZM43 14H41V15H43ZM91 14V13H90ZM116 14V13H115ZM179 14H180V12H179ZM213 14V13H212ZM10 15V14H9ZM11 15V16H12ZM40 15V16H41ZM46 15V14H45ZM118 15V16H119ZM168 15H167V17H168ZM191 15V14H190ZM194 15V14H193ZM202 15V14H201ZM205 15H206V13H205ZM208 15V14H207ZM221 15V14H220ZM250 15V14H249ZM17 16V15H16ZM82 16V15H81ZM116 16V15H115ZM127 16V17H126ZM180 16V15H179ZM188 16V15H187ZM195 16V15H194ZM211 16V15H210ZM210 16H209V18H210ZM217 16V15H216ZM247 16V15H246ZM73 17V16H72ZM88 17V16H87ZM86 17V18H87ZM178 17V16H177ZM176 17V18H177ZM184 17V16H183ZM189 17V16H188ZM204 17V16H203ZM202 17V18H203ZM207 17V16H206ZM205 17V18H206ZM1 19H3L2 17H0ZM116 18V17H115ZM175 18V19H176ZM182 18V17H181ZM191 18V17H190ZM213 18V17H212ZM219 18V17H218ZM0 19V20H1ZM79 19V18H78ZM89 19V18H88ZM117 19V18H116ZM123 19V20H124ZM179 19V18H178ZM183 19V18H182ZM181 19V20H182ZM186 19V18H185ZM242 19H243V17H242ZM246 19V18H245ZM248 19V18H247ZM251 19V18H250ZM80 20V19H79ZM92 20V19H91ZM112 20V19H111ZM110 20V21H111ZM173 20V19H172ZM89 21V20H88ZM114 21V20H113ZM148 21V22H149ZM176 22H177V20H175ZM179 21V20H178ZM183 21H186V20H184L183 19ZM183 21H182V24H180V25H182L183 26ZM187 21H189V20H187ZM193 21V20H192ZM205 21V20H204ZM209 21V20H208ZM243 21V20H242ZM85 22V21H84ZM94 22V23H95ZM116 22V21H115ZM181 22V21H180ZM211 22V21H210ZM214 23H216L215 22V20L213 21ZM219 22V21H218ZM246 22V21H245ZM249 22H251V21H249ZM76 23V22H75ZM82 23V22H81ZM91 23H93V22H91ZM107 23V22H106ZM111 23V22H110ZM126 23V24H127ZM135 23V22H134ZM151 23V24H152ZM158 23V24H159ZM170 23H172V22H170ZM187 24V22H184V25L185 26H189V25H186ZM189 23V22H188ZM197 23H199L198 21H197ZM78 24V23H77ZM84 24V23H83ZM82 24V25H83ZM86 24V23H85ZM108 24H109V22H108ZM113 24V23H112ZM157 24V25H158ZM164 24V25H165ZM177 24V23H176ZM200 24H201V22H200ZM254 24V23H253ZM75 25V24H74ZM73 25V26H74ZM105 25V24H104ZM163 25V24H162ZM163 25V26H164ZM168 25H170V24H168ZM172 25H173V27H175L174 25L175 24H173L172 23ZM198 25V24H197ZM196 25V27H198ZM203 25V24H202ZM99 26V25H98ZM106 26V25H105ZM108 26V25H107ZM125 26V25H124ZM161 26V25H160ZM167 26V25H166ZM171 26V25H170ZM175 27L176 28V30H182V31H186V33H188V32H190L189 30L187 31V29L186 28H188V27H186L185 28V26H183V27ZM192 26V25H191ZM74 27H76V26H74ZM104 27V26H103ZM123 27V26H122ZM143 27V26H142ZM141 27V28H142ZM151 27H153V24L151 25ZM156 26L154 25V28H155ZM190 27V26H189ZM193 27V26H192ZM259 27V26H258ZM257 27V28H258ZM71 28H73V27H70V29ZM95 28V27H94ZM96 28H97V26H96ZM130 28V27H129ZM128 28V29H129ZM144 28H147V27H144ZM144 28H142V29H144ZM161 28H163L162 26H161ZM166 28V27H165ZM172 28V27H171ZM177 28H180V29H177ZM182 28H184V30L182 29ZM193 28H195V27H193ZM201 28V27H200ZM256 28V29H257ZM260 28H262V27H260ZM53 29V28H52ZM64 29V28H63ZM74 29V28H73ZM72 29V30H73ZM79 29V28H78ZM114 29H116V28H114ZM119 29V28H118ZM127 29V28H126ZM131 29V28H130ZM167 29V28H166ZM173 29V28H172ZM172 29H170L171 30V33L172 34H174V32H172ZM190 29V28H189ZM203 29V28H202ZM205 29V28H204ZM249 29V28H248ZM254 29V28H253ZM45 30V29H44ZM55 30V29H54ZM65 30H66V28H65ZM67 30H69L68 28H67ZM97 30V29H96ZM120 30V29H119ZM153 30V29H152ZM155 30V29H154ZM181 30H180V32H181ZM217 30H219V29H217ZM252 30V29H251ZM38 31V30H37ZM36 31V32H37ZM60 31V30H59ZM61 31H62V29H61ZM117 31V30H116ZM123 31V30H122ZM125 31V30H124ZM124 31H123V33H124ZM134 31V29H133V33L135 32ZM145 31V30H144ZM164 31V30H163ZM166 31V30H165ZM195 31H196V29H195ZM246 31H248L247 29H246ZM44 32V31H43ZM43 32H41V33H43ZM48 32V31H47ZM72 32H74V30L72 31ZM74 32V33H75ZM95 32V31H94ZM128 32V31H127ZM142 32V31H141ZM146 32H149V31H146ZM146 32H144L145 34H146ZM199 32V31H198ZM249 32V31H248ZM250 32H252V31H250ZM256 32V31H255ZM28 33V32H27ZM32 33V32H31ZM34 33V32H33ZM46 33V32H45ZM50 33H51V31H50ZM56 33H59L58 31L56 32ZM63 33H67V32H63ZM71 33V32H70ZM99 33V32H98ZM130 33H131V31H130ZM130 33H128L127 35L129 36L130 35ZM133 33L131 34V36H133ZM140 33V31L138 32V34ZM149 33H151V32H149ZM153 33V32H152ZM156 33H157V29H156ZM160 33V32H159ZM158 33V34H159ZM176 33V32H175ZM190 33H192L193 34V32H190ZM206 33V32H205ZM221 33V32H220ZM244 33V32H243ZM29 34H30V32H29ZM36 34V33H35ZM68 34H69V32H68ZM95 34V33H94ZM136 34V36H137V40H138V34L137 33H135ZM135 34H134V36L133 37H135ZM144 34V35H145ZM178 34H179V31H178ZM181 34V33H180ZM199 34H201V33H199ZM249 34V33H248ZM28 35V34H27ZM31 35V34H30ZM55 35V34H54ZM61 35H62V33H61ZM69 35H71V34H69ZM77 35V34H76ZM124 35L125 34H123V37L121 38V39H125L124 38ZM148 35V34H147ZM153 35V34H152ZM182 35V34H181ZM181 35H178V38H180V36ZM183 35L185 36V38L183 37L182 39L184 40V41H186V40H188L187 39V37H186V34H184L183 33ZM189 35V34H188ZM194 35V34H193ZM34 36V35H33ZM40 36V35H39ZM45 36V35H44ZM52 36V35H51ZM63 36V35H62ZM65 36V35H64ZM149 36V35H148ZM155 36H157L156 34H155ZM169 36H170V33H169ZM192 36V35H191ZM198 36V35H197ZM202 36V35H201ZM32 37V36H31ZM53 37V36H52ZM56 37H58V35H56ZM132 37V38H133ZM140 37H141V33H140ZM145 37H146V35H145ZM153 36H151V38H152ZM164 37V36H163ZM182 37V36H181ZM193 37V36H192ZM192 37H190V39L192 38ZM205 37V36H204ZM29 38V37H28ZM36 38V37H35ZM38 38V37H37ZM37 38H36V40H37ZM47 38V37H46ZM55 38V37H54ZM61 38V37H60ZM60 38H59V41H60ZM64 38V37H63ZM66 38H67V36H66ZM71 38H72V36L70 37V38H67V42H69L68 41V39H70V41H71ZM72 38V39H73ZM90 38V37H89ZM128 39H129V37H127ZM150 38V37H149ZM148 37H147V40L149 39ZM154 38V37H153ZM152 38V39H153ZM159 38H161V37H159ZM159 38H158V40H159ZM172 38V37H171ZM175 38V37H174ZM194 38H196V34L194 35ZM197 38H199V37H197ZM203 38V37H202ZM201 38V39H202ZM248 38V37H247ZM40 39H41V37H40ZM42 39H43V37H42ZM42 39L39 41V42H41L42 41ZM120 39V38H119ZM134 39V38H133ZM163 39V38H162ZM181 38L179 39L180 41L182 40ZM186 39V40H185ZM189 39V40H190ZM200 39V40H201ZM219 39V38H218ZM217 39V40H218ZM63 41H64V39H62ZM73 40H75V39H73ZM89 40V39H88ZM110 40V39H109ZM108 40V41H109ZM114 40V39H113ZM126 40V39H125ZM132 40V39H131ZM131 40H130V44H132L131 43ZM139 40H143L142 38H140ZM146 40V39H145ZM161 40V39H160ZM169 40V39H168ZM177 40V39H176ZM197 40V39H196ZM213 40V39H212ZM211 40V41H212ZM27 41V40H26ZM31 41H32V39H31ZM38 41V40H37ZM44 41H46V40H44ZM58 41V42H59ZM63 41H61L62 43H63ZM106 41V40H105ZM111 41V40H110ZM124 41V40H123ZM127 41V40H126ZM170 42L172 41L171 39L169 40ZM169 41H167V42H169ZM174 41V40H173ZM180 41H178L179 43H177V44H181L180 43ZM198 41V40H197ZM209 41V40H208ZM221 41V40H220ZM256 41V40H255ZM36 42V41H35ZM54 42V41H53ZM60 42V43H61ZM75 42V43H76ZM133 42V41H132ZM137 42V41H136ZM149 42V41H148ZM159 42V41H158ZM182 43H183V41H181ZM205 42V41H204ZM218 42V41H217ZM28 43V42H27ZM31 43V42H30ZM42 43V42H41ZM46 43V42H45ZM48 43V42H47ZM55 43V42H54ZM56 43H57V41H56ZM55 43V44H56ZM61 43V44H62ZM105 43H107V42H105ZM112 43V42H111ZM115 43V42H114ZM129 43V42H128ZM139 43H142L141 41L139 42ZM143 43H144V41H143ZM147 43V42H146ZM166 43V42H165ZM173 43V42H172ZM203 43V42H202ZM212 43V42H211ZM25 44V43H24ZM49 44V43H48ZM50 44H52V43H50ZM58 44V43H57ZM56 44V45H57ZM67 44H69V43H67ZM66 44V45H67ZM70 44H72V42H70ZM74 44V43H73ZM72 44V45H73ZM135 44V43H134ZM138 44V43H137ZM153 44H155V42L153 43ZM169 44V43H168ZM185 44H186V42H185ZM199 44V43H198ZM205 44H206V46H207V43L205 42ZM213 44H214V42H213ZM59 45V44H58ZM65 45V44H64ZM71 45V46H72ZM82 45V44H81ZM121 45V44H120ZM140 45V44H139ZM139 45H137L138 47H139ZM143 45V44H142ZM160 45H161V43H160ZM184 45V44H183ZM199 45H201V44H199ZM199 45H197V46H199ZM204 45V44H203ZM215 45V44H214ZM221 45V44H220ZM259 44L258 43H255L254 41H251V40H248L247 41V48L245 49L246 51L245 52H242L241 53V55L239 56V57H234V58H230V57H228L229 59H227V60H231L232 59V61H231V64H232V72H234V70H236V67H237V64L240 62H242L243 64H244V66L245 65H249L248 63H249V61H248V57H247V55H246V53L247 52H249V57L250 56H254L255 54H253L254 52L256 53H258V51H259V49H258V46ZM26 46V45H25ZM28 46H29V44H28ZM63 46V45H62ZM68 46V45H67ZM66 46V47H67ZM70 46V45H69ZM102 46H103V44H102ZM102 46H101V48H102ZM111 46V45H110ZM119 46V45H118ZM123 46V45H122ZM125 46H127V43H126V45ZM124 46V47H125ZM136 45H134V47H135ZM147 46H148V44H147ZM149 46H150V44H149ZM159 46V45H158ZM166 46V45H165ZM171 46V45H170ZM176 46V45H175ZM217 46V45H216ZM31 47V46H30ZM105 47V46H104ZM112 47V46H111ZM116 47V46H115ZM124 47L122 48V49H124ZM142 47V46H141ZM157 46H155V50H154V48H152L151 50L153 51H155V53L157 54V56H159L158 55V53L160 52V49H158V48H156ZM163 47V46H162ZM167 47H169V46H167ZM166 47V48H167ZM23 48V47H22ZM25 48V47H24ZM65 48V47H64ZM68 48V47H67ZM78 48H81V46L80 47H78ZM119 48V47H118ZM170 48V47H169ZM187 48V47H186ZM194 48V47H193ZM199 48H201V47H199ZM203 48H207V47H203ZM202 48V49H203ZM220 48V47H219ZM30 49V48H29ZM106 49H108V48H106ZM110 49V48H109ZM116 49V48H115ZM195 49H198V47L197 48H195ZM211 49V48H210ZM221 49V48H220ZM26 50V49H25ZM128 49L126 48V51H127ZM139 50V49H138ZM198 50H200V49H198ZM198 50H197V52H198ZM204 50V49H203ZM203 50H200L201 52L203 51ZM260 50L262 51H259V53H262V54H264V49L262 48V47H260ZM27 51V50H26ZM29 51V50H28ZM31 51V50H30ZM102 51V50H101ZM115 51V50H114ZM120 51V50H119ZM118 51V52H119ZM125 51V52H126ZM144 51V50H143ZM145 51H147V54H149V56H150V50L148 51V50H145ZM180 51V50H179ZM178 51V52H179ZM186 51V50H185ZM188 51H189V49H188ZM196 51V50H195ZM194 50H193V52H195ZM204 51H206V50H204ZM24 52L25 51H23V54H24ZM104 52H106V50L104 51ZM116 52V51H115ZM138 52V51H137ZM149 52V53H148ZM174 52H175V50L174 51H172L171 53H173V54H171V57L173 56V58H174V56H175V54H178V52L176 51V53L174 54ZM192 52V53H193ZM200 52V54H197L198 56H194L196 53H194V57H198V58H200L201 60H204V61H202V62H204V63H202L201 62V65L203 64H205L206 62H207V58H204L203 57V53L204 52H202L201 53ZM209 52H210V50H209ZM215 52V51H214ZM213 52V53H214ZM20 53H22V51L20 52ZM19 53V54H20ZM26 53V52H25ZM114 53V52H113ZM124 53V52H123ZM140 53V52H139ZM154 53V52H153ZM182 53V52H181ZM183 53H184V51H183ZM185 53H187V51L185 52ZM184 53V54H185ZM207 52H205L204 54H206ZM219 53V52H218ZM90 54V53H89ZM88 54V55H89ZM102 54H104L103 52H102ZM144 54V53H143ZM143 54H142V56H141V58L143 57ZM145 54H146V52H145ZM152 54V53H151ZM160 54V53H159ZM165 54V53H164ZM169 54V53H168ZM179 54H180V52H179ZM188 54V53H187ZM187 54H186V56H187ZM221 54V53H220ZM220 54H218L219 56H217V60H214V61H216V63H220V62H223L224 60V57L221 59V56H220ZM236 54V53H235ZM234 54V55H235ZM11 56H12V58H13V55L12 54H10ZM10 55H8V56H10ZM27 55V54H26ZM107 55V54H106ZM122 55V54H121ZM120 55V56H121ZM125 55V54H124ZM182 55V54H181ZM180 55V56H181ZM190 55V54H189ZM209 55V54H208ZM3 56V55H2ZM27 56H29V55H27ZM105 56V55H104ZM103 56V57H104ZM116 56H118V55H116ZM137 56V55H136ZM136 56H135V58H136ZM145 56V55H144ZM148 56V55H147ZM146 56V57H147ZM155 57L153 54L151 55V58L153 59V57ZM162 54H161V59H163L162 58ZM179 56V59H182V62H183V64H185L186 66H187V64H189V62H192L191 60L189 61V56H187L189 59L187 60L186 59V57H184L183 55H182V57L183 58H181ZM191 56V55H190ZM212 56V55H211ZM223 56H225V54L223 55ZM228 56V55H227ZM17 57V56H16ZM21 57H24V56H21ZM102 57V58H103ZM123 57V56H122ZM125 57V56H124ZM131 57V56H130ZM139 57L140 56H138V59H139ZM171 57L169 56V59H171ZM176 57V60H174V59H171V62H172V60L173 61H175L174 63H180V62H176V61H178V57L177 56H175ZM0 58H2L1 57V55H0ZM6 58V57H5ZM11 58V57H10ZM14 58H15V56H14ZM73 58H77L76 56L75 57H73ZM92 58V57H91ZM99 58V57H98ZM101 58V57H100ZM121 58V57H120ZM132 58V57H131ZM141 58H140V63H139V65L140 64H142L141 62H144V64L147 62H145V60H144V58H143V61H141ZM157 58H159V57H156V60H157ZM159 58V59H160ZM167 58H168V56H167ZM167 58L166 59H163V60H167ZM216 58V57H215ZM251 58V57H250ZM253 58V57H252ZM8 59V58H7ZM6 59V60H7ZM95 59V58H94ZM211 59V58H210ZM9 60H11V59H9ZM13 60V59H12ZM17 60V59H16ZM15 60V61H16ZM117 60H118V58H117ZM129 60H131V59H129ZM134 60V59H133ZM136 60V59H135ZM154 60V59H153ZM162 60V61H163ZM201 60H199V59H197V65L200 63L199 61H201ZM226 60V61H227ZM250 60V59H249ZM8 61V60H7ZM14 61V60H13ZM71 61V60H70ZM93 61V60H92ZM179 61H181V60H179ZM194 61L196 62V59H194ZM210 61V63L211 64H213L212 62H211V60H209ZM208 61V62H209ZM2 61H0V63H1ZM6 62V61H5ZM73 62H74V60H73ZM79 62V61H78ZM100 62V61H99ZM102 62H103V60H102ZM106 62V61H105ZM157 62H159L158 60H157ZM199 62V63H198ZM208 62H207V64H208ZM233 62V63H232ZM3 63V62H2ZM11 63H13V62H11ZM17 62H15V64H16ZM74 63H76V62H74ZM80 63V62H79ZM93 63V62H92ZM94 63H96V62H94ZM174 63H172L173 65H174ZM209 63V64H210ZM225 63V62H224ZM227 63H228V61H227ZM8 64H10V61H8V63H6L5 65L4 64H2V66L4 65V66H7ZM15 64H13V65H15ZM71 64H73V63H70V66H72ZM88 64V63H87ZM99 64V63H98ZM103 64H104V62H103ZM106 64V63H105ZM109 64V63H108ZM164 64V63H163ZM166 64V63H165ZM170 64V63H169ZM182 64V63H181ZM180 64V65H181ZM196 63H194V65H195ZM208 64V65H209ZM211 64L209 65V67L211 68L212 66H211ZM226 64V63H225ZM11 65L12 64H10V67H8V68H6V67H0V114H5L4 116H0V264H59V262L61 261V214H59V215H57L58 213L55 211H53L54 213L53 214H55L56 213V216L55 215H52V212L50 211V210H47V209H49V208H47L48 206H47V204H46V206L47 207H44L43 206V208L42 209H40V212H38L39 211V209H37L38 211H35V212H38V213H34V214H39V215H32V212H31V210H29V202L31 201V199H30V196H29V198L27 197V196H25V194L26 193H22L25 197H19V192H20V190H22V186H21V188H20V186H19V184H21V182L22 181H20L21 179L23 180V183L21 184V185H25V186H29V183H32V182H30L29 181V174H33V177L34 176H36L35 174H36V172L35 173H33V171H39V175H40V177H44V179H45V176H48L47 178H52L53 180H55V181H58L59 183H61V172H62V174L64 173V172H67V171H69L70 172V174H72L73 176H75L74 178H77L78 179V176L79 175H84L83 173H89V175L88 176H86L87 175V173L85 174V176L87 177H85V181L87 182V183H90V184H92V185H95V186H97V188L98 187H100V188H102V186H103V188L104 187H108L109 186V188L111 187V185H115L116 184V186L118 185L117 183H119L118 181H119V179H120V177L121 176H123V175H121V176H117L118 177V179H117V177L115 176V175H113L114 176V178H112L113 176L111 175V177H108V176H106V175H104V177L106 176V177H108V178H103V175L101 176V177H99V178H95L94 176H95V170L97 171V169H98V166H99V163L97 164L98 166H97V169L95 168L94 169V172H93V175L90 173V172H92L93 171V168L95 167V162L93 163V160L95 161V160H97L96 162H98L99 161V159L101 160L102 158H103V156H102V158H101V155L103 154V150H105V149H107V147L105 146V145H103V146H105L104 148H102V147H100V146H97V144H94V145H90L91 146V148H89V143H84L85 145H80L81 143H82V140H81V142H80V144L79 143H77V141H74L75 140V138L76 137H78V136H75V138L73 137V138H70L69 137V135L72 133H70V134H68V139H69V141H71L70 139H72V142L71 143H73V147H72V150L70 149V148H68V147H70L69 146V144H71L70 142H66V140H67V138H65L67 135V133L66 134H63V135H66V136H63L66 140H64V139H61V137H59V134L60 135H62L61 134V132H59V130H57L56 128H57V126H56V128L54 129V130H52L51 128H50V126H49V122L51 121L52 123H53V120H50V121H48V119H46L47 121H45V118L43 119L44 120V122L46 123L47 122V124H48V126L43 122H40V116L45 112V113H47V111H45V107L47 106V105H49V104H47L46 103V106L44 105V107H43V105H40L39 103H40V101H41V95L42 94H40L41 92H42V89L41 88H43V86L41 87V85L44 83L42 80H45V79H42V80H40V83L42 82V84H35L34 86H31L30 87V89H28L29 87H28V85H27V87L28 88H24V86H23V89L24 90H22L21 89V91H20V85L21 84H19V87H17V88H13V84H14V80L13 79H16L15 77L13 78V74L12 73H14V74H16L15 72H16V70H14V72H10V70L12 69L11 68ZM57 65V64H56ZM63 65H65L64 63H63ZM102 65V64H101ZM107 65V64H106ZM148 65V64H147ZM159 65H161V64H159ZM158 65V66H159ZM171 65V64H170ZM190 65V67L193 65V62H192V65L191 64H189ZM202 65V66H203ZM229 66H230V64H228ZM242 65V64H241ZM262 66H264V63L263 64H261ZM9 66V65H8ZM67 66V65H66ZM86 66V65H85ZM85 66H83V67H85ZM92 66H95L94 64L92 65ZM109 66V65H108ZM151 66V65H150ZM154 66V65H153ZM181 66H183V65H181ZM186 66H185V68H186ZM198 66H200V64L198 65ZM201 66V67H202ZM32 67V66H31ZM37 67V66H36ZM41 67V66H40ZM97 67V66H96ZM99 67V66H98ZM141 67H143V66H141ZM160 67V66H159ZM164 67V66H163ZM163 67H161V68H163ZM174 67H175V65H174ZM197 67V66H196ZM195 67V68H196ZM208 67V66H207ZM221 68L222 67H224V65L223 66H220ZM226 67H227V65H226ZM225 67V68H226ZM46 68V67H45ZM59 68V67H58ZM68 68V67H67ZM79 68V67H78ZM150 68V67H149ZM154 68H155V66H154ZM153 68V69H154ZM157 68V67H156ZM172 68V67H171ZM176 68V67H175ZM178 68V67H177ZM181 68H183V67H181ZM198 68V67H197ZM203 68H205V66H203ZM203 68H201L202 70H203ZM214 69H216L215 68V66L213 67ZM213 68H211V69H209V68H206V69H209V70H207V72H209L210 70H212ZM219 68V67H218ZM224 68V69H225ZM33 69V68H32ZM50 69V68H49ZM52 69V68H51ZM55 69V68H54ZM53 69V70H54ZM57 69V68H56ZM64 69V68H63ZM62 69V70H63ZM81 69V68H80ZM93 69V68H92ZM95 69V68H94ZM97 69V68H96ZM144 69V68H143ZM146 69V68H145ZM158 69V68H157ZM179 69V68H178ZM188 69V68H187ZM192 69H193V67H192ZM199 69H200V67H199ZM228 69H230V68H228ZM239 69V68H238ZM35 70H37V69H35ZM38 70H39V68H38ZM41 70V69H40ZM45 70V69H44ZM58 70V69H57ZM71 70V69H70ZM72 70H74V69H72ZM85 70V69H84ZM106 70V69H105ZM104 70V71H105ZM155 70V69H154ZM160 70V69H159ZM162 70V69H161ZM172 70H174V68L172 69ZM183 70V69H182ZM189 70V69H188ZM187 70V71H188ZM218 70V69H217ZM222 70H223V68H222ZM13 71V70H12ZM56 71V70H55ZM61 71V70H60ZM67 71H69V70H67ZM82 71V70H81ZM169 71V70H168ZM167 71V72H168ZM179 71H180V69H179ZM186 71V72H187ZM191 71V70H190ZM193 71H195V69L193 70ZM197 71V70H196ZM198 71H200V70H198ZM225 71H227L228 72V75H230L229 74V70H225ZM33 72H35V71H33ZM39 72V71H38ZM47 72V71H46ZM54 72V71H53ZM53 72H51V74H53ZM65 72V71H64ZM86 72V71H85ZM101 72L102 71H100V74H101ZM138 72H140V70L138 71ZM143 72V71H142ZM153 72H155V71H153ZM157 72H159V71H156L155 72V75L156 74H158ZM164 72V71H163ZM166 72V71H165ZM203 72V71H202ZM201 72V73H202ZM205 72H206V70H205ZM211 72V71H210ZM209 72V73H210ZM45 72H43L42 70H41V74H44ZM57 73V72H56ZM81 73V72H80ZM182 73H184V71L182 72ZM181 73V74H182ZM191 73V72H190ZM209 73H208V75H209ZM212 73H215V72H212ZM222 73H223V71H222ZM231 73V72H230ZM40 74V73H39ZM49 74V73H48ZM64 74H66V73H64ZM69 74H71L70 72H69ZM93 74H95V73H93ZM92 74V75H93ZM97 74V73H96ZM95 74V75H96ZM171 74V73H170ZM170 74H167L166 73V75H170ZM173 74V73H172ZM177 74V73H176ZM175 74V75H176ZM179 74V73H178ZM177 74V75H178ZM187 74V73H186ZM194 74V73H193ZM199 74V73H198ZM198 74H197V76H198ZM205 76H206V74L207 73H203ZM202 74V75H203ZM218 76L220 75V74H218V73H216ZM236 74V73H235ZM36 75H37V73H36ZM63 75V74H62ZM68 75V74H67ZM75 75H78L77 73L75 74ZM75 75H74V78H75ZM80 75V74H79ZM81 75H83L82 73H81ZM148 75V74H147ZM175 75H173V79H176V78H174V77H177V79H178V76H175ZM190 75V74H189ZM201 75V74H200ZM207 75V76H208ZM226 75V74H225ZM30 76H35V75H30ZM41 76V75H40ZM44 76H46L45 74H44ZM43 76V77H44ZM54 76H56V75H54ZM60 76V75H59ZM58 76V77H59ZM88 76H89V74H88ZM98 76V75H97ZM149 76V75H148ZM154 76V75H153ZM171 76V75H170ZM191 76V75H190ZM189 76V77H190ZM193 76V75H192ZM197 76L196 77H194V78H197ZM213 76V75H212ZM222 76V75H221ZM47 77V76H46ZM46 77H44V78H46ZM66 77V76H65ZM68 77V76H67ZM73 77V76H72ZM77 77V76H76ZM79 77V76H78ZM82 77V76H81ZM85 77V76H84ZM96 77V76H95ZM151 77V76H150ZM155 77V76H154ZM184 77H185V75H184ZM200 77V76H199ZM203 77V76H202ZM231 77V76H230ZM34 78V77H33ZM40 78H42V76L40 77ZM48 78V77H47ZM69 78V77H68ZM74 78H73V80H74ZM102 78V77H101ZM144 78V77H143ZM163 78V77H162ZM165 78V77H164ZM179 78H181V75H180V77ZM191 78V77H190ZM205 78V77H204ZM207 78H209V77H207ZM216 78V77H215ZM227 78H228V76H227ZM260 78V80H254L255 82H253V83H251V85H250V87L247 85L246 87H249V89L248 90H246V89H244L245 91L244 92H242L243 94H239V95H233V96H231V91H230V89H229V96L230 97H228L227 96V98H225V96H226V93L228 92V89H227V87H224L225 86V84H226V86L227 85H229V84H227L226 82H229V81H227L226 79H225V76H224V80H222V78H218L221 82H217V84H214L213 85V87L214 86H217L216 88L214 87V89H215V91H219L217 94H215L214 95V97H215V101L214 102H212L213 104L211 105L212 107L210 108L209 107V109L210 110H208V111H204V110H200V109H202L203 108V106L199 109L200 111H204V113H202L201 112V114H199L198 116H192V115H190V113L188 114V115H190L191 117L190 118H192V119H194V120H192V119H188V117L187 116H185V117H187L186 118V120L185 121H183V123L182 124H180V128L182 129V130H180V132H179V134L181 133V132H183V129L185 130L184 131V136L186 137V135H190V134H196L195 132L193 133L191 130H193V131H195L194 130V126L193 127H191L190 128V126H192V122L194 123L195 122V125H196V122H198V121H200L201 119H205V120H207V117L209 116H211V117H213L216 121H215V123L217 124V122L218 123H220L221 121V123L223 124V123H225V120H226V118L229 120V118L230 117H228V115L230 116V114H226L225 112L226 111H223V110H225V109H228V108H230L229 106L230 105H235V104H237V105H239V103L240 104H243V102H245V104L246 103H249L248 102V99H250L251 100V102H254V100L256 99L255 97V94L253 93V92H255L256 90H257V87L259 86V85H263L264 84V73H263V75H261V77H259ZM258 78V79H259ZM36 79H39V78H36ZM36 79L34 78V80L36 81ZM63 79H64V77H63ZM76 79H78V78H76ZM89 79V78H88ZM95 79V78H94ZM145 79V78H144ZM154 79V78H153ZM152 79V80H153ZM157 78H155V80H154V82L155 81H157L156 80ZM169 79H171V78H168V80ZM176 79V80H177ZM183 79V78H182ZM187 79V78H186ZM193 79V78H192ZM202 80H203V78H201ZM210 79H211V77H210ZM32 81H33V79H31ZM54 80H55V78H54ZM140 80V79H139ZM150 80V79H149ZM161 80V79H160ZM176 80H175V82H176ZM184 80V79H183ZM202 80H200L199 82L201 83V86L203 85L202 83H203V81ZM206 80V79H205ZM28 81V80H27ZM27 81H26V83H27ZM34 81V82H35ZM45 81H47V79L45 80ZM56 81V80H55ZM63 81V80H62ZM67 81V80H66ZM69 81V80H68ZM67 81V82H68ZM71 81H72V78H71ZM83 81V80H82ZM97 81H99V80H97ZM101 81V80H100ZM104 81V80H103ZM138 81V80H137ZM144 81V80H143ZM171 81V80H170ZM172 81H174V80H172ZM171 81V82H172ZM178 81H179V83H180V79H178ZM177 81V82H178ZM182 81V80H181ZM197 81V80H196ZM202 81V82H201ZM210 80L208 79V82H209ZM212 81V80H211ZM225 81V82H224ZM252 81V80H251ZM16 82V81H15ZM63 82H65V81H63ZM70 82V81H69ZM78 82V81H77ZM80 82H81V80H80ZM96 82V81H95ZM105 82V81H104ZM111 82V81H110ZM153 82V83H154ZM162 83H164V84H162L163 86L165 85V82H163V81H161ZM175 82L173 83L172 82V84L174 85L175 84ZM186 82V81H185ZM185 82H182V83H185ZM195 82V81H194ZM208 82H207V84H208ZM216 82V81H215ZM214 82V83H215ZM31 83V82H30ZM38 83H39V81H38ZM46 83V82H45ZM53 83V82H52ZM58 83V82H57ZM60 83H61V80H60ZM74 83V82H73ZM83 83V82H82ZM86 83V82H85ZM93 83V82H92ZM99 83V82H98ZM138 84H139V82H137ZM142 83V82H141ZM150 83H152V81L150 82ZM149 83V84H150ZM169 83V81L167 82V84ZM182 83H180V84H182ZM196 83V82H195ZM195 83H194V85H195ZM198 83V82H197ZM199 83V84H200ZM204 83H206V82H204ZM213 83V82H212ZM211 83V84H212ZM34 84V83H33ZM78 84V83H77ZM94 84V83H93ZM107 84V83H106ZM111 84V83H110ZM145 85H146V83H144ZM177 84V83H176ZM180 84H178V86L180 85ZM16 85V84H15ZM32 85V84H31ZM47 85V84H46ZM49 85H51V84H49ZM91 85V84H90ZM100 85V84H99ZM105 85V84H104ZM135 85H136V83H135ZM140 85V84H139ZM139 85H138V87H139ZM161 85V86H162ZM185 85V84H184ZM209 85V84H208ZM231 85V84H230ZM16 86H18V85H16ZM16 86H14V87H16ZM62 86V85H61ZM110 86V85H109ZM155 86V85H154ZM157 86V85H156ZM166 86V85H165ZM164 86V88H166ZM181 86H183V85H180V87L179 88H181L182 89V87ZM187 86H189L188 84H186V86H184V87H187ZM206 87H207V85H205ZM210 86V85H209ZM244 86V85H243ZM242 86V87H243ZM49 87V86H48ZM51 87V86H50ZM59 87V86H58ZM85 87V86H84ZM87 87V86H86ZM85 87V88H86ZM106 87V86H105ZM132 87H133V85H132ZM169 87V86H168ZM168 87H167V90H169L168 89ZM176 87H177V85H176ZM192 87V86H191ZM194 87V86H193ZM193 87H192V90H193ZM203 87V86H202ZM206 87H203V88H205V89H207ZM211 87V86H210ZM245 87V86H244ZM261 87H264V86H261ZM260 87V88H261ZM46 88V87H45ZM63 88V87H62ZM91 88V87H90ZM134 88H135V86H134ZM144 88V87H143ZM149 88V87H148ZM159 88H160V86H159ZM173 88V87H172ZM171 88V89H172ZM178 87H177V89H179ZM197 89L199 88L198 86L196 87ZM256 88V90H254ZM59 89V88H58ZM87 89V88H86ZM100 89V88H99ZM98 89V90H99ZM108 89V88H107ZM127 89V88H126ZM133 89V88H132ZM140 89V88H139ZM142 89V88H141ZM152 89H156V88H154V87H152ZM176 89V90H177ZM180 89V91L181 92H185V90H187V93H190V95H191V93L193 92V91H191V90H189L188 91V89H190V87L189 88H185V90H181ZM49 90V89H48ZM52 90V89H51ZM56 90V89H55ZM137 90V89H136ZM157 90H160V89H157ZM175 90V89H174ZM203 90V89H202ZM207 90H209V89H207ZM210 90L212 91V93H213V90H212V88H210ZM231 90H233V89H231ZM254 90V91H253ZM259 90H261V89H259ZM258 90V91H259ZM264 90V89H263ZM30 91H35L34 92V95L32 96V95H30V94H28V99L26 98V96L25 97H23L25 94H27V92H29L30 93ZM50 91V90H49ZM48 91V92H49ZM149 91V90H148ZM152 91V90H151ZM191 91V92H190ZM22 92H24V95H22L23 93ZM63 90H62V94H63ZM104 92V91H103ZM136 92V91H135ZM139 92V91H138ZM142 92V91H141ZM157 91H155V96H157V93H156ZM161 92V91H160ZM166 92V91H165ZM171 92V91H170ZM173 92V91H172ZM177 92H179V91H177ZM204 92H206V91H204ZM235 91H233V93H234ZM263 91H261V92H259V93H262ZM18 93H22L21 94V96H17V94ZM44 93H46V92H44ZM50 93V92H49ZM49 93H48V95H49ZM59 93H61V92H59ZM89 93V92H88ZM95 93V92H94ZM133 93V92H132ZM143 93H145V91L143 92ZM152 92H150V94H151ZM167 93H169V91H167ZM174 93V92H173ZM171 94V93H169V95L170 96H173L174 94ZM176 93V92H175ZM186 93V92H185ZM199 93V92H198ZM206 93H208V91L206 92ZM236 93H237V90H236ZM256 93H258V92H256ZM37 94V95H36ZM51 95H52V93H50ZM58 94V93H57ZM66 94V93H65ZM90 94V93H89ZM96 94V93H95ZM118 94V93H117ZM136 94V93H135ZM148 94V93H147ZM158 94H159V92H158ZM165 94V93H164ZM181 94V93H180ZM204 94V93H203ZM209 95H210V93H208ZM235 94V93H234ZM238 94V93H237ZM264 94V93H263ZM18 95H20V94H18ZM48 95H46V96H48ZM54 95V94H53ZM60 95V94H59ZM88 95V94H87ZM115 95V94H114ZM131 95V94H130ZM133 95V94H132ZM152 95V94H151ZM169 95L167 96V97H169ZM186 95V94H185ZM189 95V94H188ZM200 95V94H199ZM260 95V94H259ZM259 95L257 94V98H260L259 97ZM31 96V97H30ZM50 96V95H49ZM57 96V95H56ZM56 96H54V97H56ZM103 96V95H102ZM106 96V95H105ZM112 96V95H111ZM116 96V95H115ZM119 96V95H118ZM125 96V95H124ZM154 96V97H155ZM165 96V95H164ZM174 96H177V98L179 97V95H178V93H177V95H174ZM181 96V95H180ZM182 96H183V94H182ZM181 96V100L183 101V103L186 101V99H184L183 100V98H185L186 96H183L182 97ZM193 96V95H192ZM201 96V95H200ZM253 96H255V97H253ZM261 96H262V94H261ZM24 98V101H27V103L25 102L24 103V101L22 102V103H24L23 105H22V103H21V105H20V103L18 104L17 103V100H18V98ZM43 97V96H42ZM59 97V96H58ZM62 97V96H61ZM144 97V96H143ZM154 97H152L153 98V100L154 101H156L157 99H154ZM188 97V96H187ZM186 97V98H187ZM22 98V99H23ZM25 98H26V100H25ZM44 98V100H46V97H43ZM49 98V97H48ZM57 98V97H56ZM141 98V97H140ZM156 98V97H155ZM157 98H159V96L157 97ZM166 98V97H165ZM171 98V97H170ZM174 98H176V97H174ZM176 98V99H177ZM192 98V97H191ZM201 98H203V97H201ZM5 99V100H4ZM6 99H7V102H5L6 101ZM101 99H102V97H101ZM105 99V98H104ZM107 99V98H106ZM112 99V98H111ZM127 99V98H126ZM142 99V98H141ZM169 99V98H168ZM171 99H173V97L171 98ZM209 99V98H208ZM210 99H211V97H210ZM210 99H209V101H210ZM254 99V100H253ZM263 99V98H262ZM44 100L42 99V102H44ZM59 100V99H58ZM94 100V99H93ZM131 100V99H130ZM135 100H137V99H135ZM140 100V99H139ZM152 100V99H151ZM152 100V101H153ZM159 100L161 101L162 99H160L159 98ZM158 100V102L157 103H159L160 101ZM167 100V99H166ZM173 100H175V99H173ZM187 100H188V98H187ZM198 100V99H197ZM203 100V99H202ZM205 100H207V99H205ZM249 100V101H250ZM257 100V99H256ZM255 100V103L254 104H256V102L258 101H256ZM264 100V99H263ZM20 101H22V100H20ZM127 101V100H126ZM141 101H143V100H141ZM150 101V100H149ZM162 101H165V99L163 98V100ZM161 101V103H162V105H163V102ZM179 100H177V102H178ZM192 101V100H191ZM209 101L206 103L207 105H209ZM212 101V100H211ZM247 101V102H246ZM19 102V101H18ZM41 102V103H42ZM49 102V101H48ZM60 102H61V100H60ZM103 102V101H102ZM113 102H115V101H113ZM145 102H147V101H145ZM168 102H170L169 100H167L166 101V103H168ZM171 102H173V101H171ZM170 102V103H171ZM175 102H176V100H175ZM198 102H199V100H198ZM206 102V101H205ZM251 102H250V104H251ZM262 102H264V101H262ZM65 103V102H64ZM138 103V102H137ZM141 103V102H140ZM143 103V102H142ZM170 103H168V104H170ZM180 103H182L181 101H180ZM180 103H178V104H180ZM182 103V104H183ZM257 103H259V102H257ZM260 103H261V101H260ZM61 104V103H60ZM89 104H91V103H89ZM109 103H107V105H108ZM123 104V103H122ZM164 104H165V102H164ZM176 105V107H178V106H180V105ZM96 105V104H95ZM103 105V104H102ZM106 105V104H105ZM116 105V104H115ZM138 105V104H137ZM144 105V104H143ZM158 105H160V103L158 104ZM157 105V106H158ZM174 105H175V103H174ZM191 105V104H190ZM229 105V106H228ZM90 106V105H89ZM91 106H93V105H91ZM97 106V105H96ZM104 106V105H103ZM122 106V105H121ZM120 106V107H121ZM141 106V105H140ZM147 106H149V105H147ZM164 106V105H163ZM200 106V105H199ZM210 106V105H209ZM224 106H228V108L226 107H224ZM57 107V106H56ZM62 107V106H61ZM84 107V106H83ZM119 107V108H120ZM168 107H170V105L168 106ZM173 108H174V106H172ZM182 107V106H181ZM187 107V106H186ZM185 107V108H186ZM235 106H232V108H234ZM59 108V107H58ZM65 108V107H64ZM66 108H67V106H66ZM141 108V107H140ZM184 108V107H183ZM223 108H225V109H223ZM232 108H230V110L232 109ZM47 109H48V106H47ZM54 109V108H53ZM62 109V108H61ZM70 109V108H69ZM81 109V108H80ZM104 109H105V106H104ZM169 109H171V108H169ZM179 109V108H178ZM181 109V108H180ZM179 109V110H180ZM204 109V108H203ZM206 109H207V107H206ZM65 110V109H64ZM79 110V109H78ZM98 110V109H97ZM176 110H177V108H176ZM178 110V112H180ZM184 110V109H183ZM188 110V109H187ZM54 111V110H53ZM80 111V110H79ZM149 111V110H148ZM174 111H175V109H174ZM190 111V110H189ZM61 112H63V111H61ZM67 111H65V113H66ZM94 112V111H93ZM96 112V111H95ZM177 112V111H176ZM177 112V113H178ZM229 112V109L227 110V113ZM232 112V111H231ZM230 112V113H231ZM58 113V112H57ZM105 113V112H104ZM137 113V112H136ZM147 113V112H146ZM150 113V112H149ZM173 113V112H172ZM171 113V114H172ZM184 113H185V111H184ZM188 113V112H187ZM223 113H225V114H223ZM233 113V112H232ZM54 114V113H53ZM97 114V113H96ZM139 114V113H138ZM144 114V113H143ZM152 114V113H151ZM150 114V115H151ZM191 114H193V113H191ZM58 115H60V114H58ZM95 115V114H94ZM180 115H181V112H180ZM233 115V114H232ZM231 115V116H232ZM50 116V115H49ZM55 116V115H54ZM53 116V117H54ZM159 116V115H158ZM168 116V115H167ZM167 116H165V117H167ZM183 116V115H182ZM136 117V116H135ZM142 117H144V118H146L145 116H142ZM150 117V116H149ZM175 117V116H174ZM56 118H58V116L56 117ZM66 118H67V116H66ZM137 118V117H136ZM140 118V117H139ZM138 118V119H139ZM148 118V117H147ZM151 118V117H150ZM168 118V117H167ZM171 118H172V116H171ZM170 118V120L172 121V119ZM176 118V117H175ZM174 118V119H175ZM178 118H179V116H178ZM42 119V118H41ZM50 119H51V117H50ZM61 119V118H60ZM99 119H101V118H99ZM134 119V118H133ZM149 119V118H148ZM152 119V118H151ZM158 119V118H157ZM174 119H173V121H174ZM183 119H185V118H183ZM197 119H200V120H198V121H195V120H197ZM58 120H59V118H58ZM62 120V119H61ZM65 120H67V119H65ZM135 120V119H134ZM167 120V119H166ZM178 120V119H177ZM192 120V121H191ZM63 121V120H62ZM69 121V120H68ZM67 121V122H68ZM100 121V120H99ZM143 121V120H142ZM146 121V120H145ZM153 121V120H152ZM180 121V120H179ZM202 121V120H201ZM204 121V120H203ZM224 121V122H223ZM231 121V120H230ZM51 122H50V124H51ZM55 122V121H54ZM57 122H60V120L59 121H57ZM76 122V121H75ZM80 122V121H79ZM88 122V121H87ZM106 122V121H105ZM107 122H108V120H107ZM185 122V123H184ZM191 122V123H190ZM61 123V122H60ZM68 123H72V120L70 121V122H68ZM74 123V122H73ZM77 123V122H76ZM140 123V122H139ZM145 123V122H144ZM151 123V122H150ZM161 123V122H160ZM159 123V124H160ZM165 123V122H164ZM168 123H170V121L168 122ZM167 123V124H168ZM180 123V122H179ZM178 123V124H179ZM205 122H203V124H204ZM59 124V123H58ZM78 124V123H77ZM77 124H73V125H77ZM123 124V123H122ZM177 124V125H178ZM190 124V125H189ZM222 124H220V125H222ZM229 124V123H228ZM67 125V124H66ZM69 125V124H68ZM79 125V124H78ZM91 125V124H90ZM107 125V124H106ZM144 125V124H143ZM161 125V124H160ZM170 125V124H169ZM189 125V126H188ZM218 125V124H217ZM219 125V127H221ZM53 126V125H52ZM63 126V125H62ZM65 126V125H64ZM109 126V125H108ZM108 126H107V128H108ZM151 126H152V123H151ZM163 126V125H162ZM167 126V125H166ZM173 126H174V124H173ZM201 126V125H200ZM204 126V125H203ZM207 126H208V124H207ZM211 126H212V124H211ZM214 126V125H213ZM232 126V125H231ZM54 127V126H53ZM61 127V126H60ZM88 127V126H87ZM104 127H105V123H104ZM110 127V126H109ZM126 127V126H125ZM139 126L137 125V128H138ZM172 127V126H171ZM186 127H188V128H186ZM196 127V126H195ZM202 127V126H201ZM204 127H206V125L204 126ZM204 127H203V129H204ZM217 127V126H216ZM49 128L51 129V131H49ZM59 128V127H58ZM79 128V127H78ZM119 128V127H118ZM124 128V127H123ZM133 128V127H132ZM141 128V126L139 127V129ZM150 128V127H149ZM152 128V127H151ZM174 128V127H173ZM189 128H190V130H189ZM224 128V127H223ZM60 129V128H59ZM91 129V128H90ZM104 129V128H103ZM110 129V128H109ZM120 129V128H119ZM131 129V128H130ZM148 129V128H147ZM164 129V128H163ZM170 129V128H169ZM172 129V128H171ZM186 129H188V130H186ZM196 129L198 130V132H199V129L196 127ZM214 129H215V126H214ZM214 129H212V131H214ZM225 129V128H224ZM77 130V129H76ZM75 130V131H76ZM86 130V129H85ZM96 130H98V129H96ZM108 130V129H107ZM111 130V129H110ZM129 130V129H128ZM133 130V129H132ZM141 130V129H140ZM139 130V131H140ZM143 130V129H142ZM159 130V129H158ZM173 130H175V129H173ZM176 130H177V128H176ZM226 130H227V128H226ZM57 131L59 132V134H58V136H56L55 134L57 133ZM94 131V130H93ZM99 131V130H98ZM97 131V132H98ZM102 131V130H101ZM105 131V130H104ZM125 131H126V129H125ZM130 131V130H129ZM134 131V130H133ZM163 131V130H162ZM178 131V130H177ZM187 131V132H186ZM188 131H190V132H188ZM203 131V130H202ZM201 131V132H202ZM204 131H206V128H205V130ZM124 132V131H123ZM128 132V131H127ZM151 132V131H150ZM160 132H161V130H160ZM166 132H167V130H166ZM175 132V131H174ZM185 132L186 133H188V134H185ZM220 132V131H219ZM225 132V131H224ZM76 133V132H75ZM80 133V132H79ZM78 133V134H79ZM84 133V132H83ZM121 134H122V132H120ZM126 133V132H125ZM134 133V132H133ZM139 135L138 136H140V134L141 133H139V132H137ZM98 134H100V133H98ZM105 134H107V133H105ZM111 134V133H110ZM114 134V133H113ZM129 134V133H128ZM145 134V133H144ZM143 134V136L145 137V136H147V135H144ZM163 134V136L165 135L164 133H162ZM170 134H171V132H170ZM175 134V136H177L176 134H178V133H173V135ZM182 134V133H181ZM198 134H200V133H198ZM203 134V133H202ZM73 135V134H72ZM74 135H76V134H74ZM83 135V134H82ZM85 135V134H84ZM125 135V134H124ZM127 135V134H126ZM132 135V134H131ZM134 135H136V134H134ZM160 135V134H159ZM183 135V134H182ZM188 135V136H189ZM204 135V134H203ZM207 135V134H206ZM71 136V135H70ZM102 136V135H101ZM110 136V135H109ZM122 136V135H121ZM129 136H130V134H129ZM129 136H128V139H129ZM133 136V135H132ZM132 136H130V137H132ZM148 136H149V134H148ZM174 136V137H175ZM180 136V135H179ZM178 136V137H179ZM183 136V137H184ZM196 136H198L197 134H196ZM209 136V135H208ZM62 137V138H63ZM72 137V136H71ZM82 137V136H81ZM96 137H98V136H96ZM172 137V136H171ZM174 137H172V139L174 140ZM182 137V136H181ZM184 137V138H185ZM199 137H202V136H199ZM105 137H103V139H104ZM107 138V137H106ZM113 138H115V136L113 137ZM112 137H111V139L110 140H112L113 139ZM125 138V137H124ZM134 138V137H133ZM139 138V137H138ZM158 138V137H157ZM159 138H160V136H159ZM175 138H177V137H175ZM186 138H189V137H186ZM82 139V138H81ZM84 139H85V136H84ZM90 139V138H89ZM93 139V138H92ZM92 139H90V140H92ZM98 139V138H97ZM99 139H101V138H99ZM109 139V138H108ZM117 139V138H116ZM120 139V138H119ZM127 139V138H126ZM140 140L142 139V138H139ZM138 139V140H139ZM148 140H149V138H147ZM78 140V139H77ZM88 140V139H87ZM93 140H95V139H93ZM92 140V141H93ZM138 140L136 141V142H138ZM145 140H146V138H145ZM179 140H180V137H179ZM74 141V142H73ZM80 140H78V142H79ZM86 141V140H85ZM89 141V140H88ZM98 141V140H97ZM105 140H103V142H104ZM108 141V140H107ZM116 141H118V140H116ZM121 141V140H120ZM126 140H124V141H122V142H125ZM134 141H135V139H134ZM143 141V140H142ZM147 141V140H146ZM158 141V140H157ZM90 143H92L93 144V142H91V141H89ZM106 142V141H105ZM105 142H104V144H105ZM115 142V141H114ZM127 142V141H126ZM131 142H132V140H131ZM141 142V141H140ZM155 142V141H154ZM201 142V141H200ZM202 142H204V141H202ZM100 143V142H99ZM102 143V142H101ZM120 143V142H119ZM147 143V142H146ZM118 144V143H117ZM121 144V143H120ZM123 144H125V143H123ZM129 144V143H128ZM142 144V143H141ZM145 144V143H144ZM154 144V143H153ZM152 144V145H153ZM203 144V143H202ZM96 145V146H95ZM99 145V144H98ZM101 145V144H100ZM101 145V146H102ZM110 145V144H109ZM181 145V144H180ZM183 145H184V143H183ZM183 145H182V147H183ZM94 146V147H93ZM119 146V145H118ZM125 146V145H124ZM140 146V145H139ZM142 146V145H141ZM154 146V145H153ZM179 146V145H178ZM185 146V148H186V145H184ZM109 147H111V146H109ZM108 147V148H109ZM117 147V146H116ZM133 147H134V145H133ZM132 147V148H133ZM138 147V146H137ZM121 148H123L122 146H121ZM172 149L173 148H176V147H171ZM184 148V149H185ZM111 148H109V149H107L106 151L107 152H109V151H113L115 148L113 147L111 150H110ZM124 149V148H123ZM127 149V148H126ZM130 149V148H129ZM153 149V148H152ZM154 149H155V147H154ZM178 149V148H177ZM180 149H181V147H180ZM73 150H75L76 152L78 151V154H77V158L76 159H74V160H72V161H70V159L71 158H73V157H75V153L71 156V158L69 157H66L67 159H65V158H63V160L61 159L63 156H66L65 154L66 153H68L69 151H73ZM128 150V149H127ZM133 150V149H132ZM142 150V149H141ZM140 150V151H141ZM169 150H171V149H169ZM174 150V149H173ZM74 151V152H75ZM115 151V150H114ZM116 151H118L117 149H116ZM121 151V152H120ZM120 151L118 152V153H120L122 156H123V159L122 160H124V159H126L125 158V156L123 155L124 153H122V149H120ZM134 151V150H133ZM137 151H138V149H137ZM105 152V151H104ZM130 151H128V153H129ZM148 152V151H147ZM150 152V151H149ZM152 152H154V150L152 151ZM151 152V153H152ZM175 152H177V151H175ZM110 153V152H109ZM117 153V152H116ZM70 153H68V155L67 156H70L69 155ZM115 154V152L112 154V153H110V156L111 157H113V159H110L111 161H113L114 160V155ZM131 154H133L132 152H131ZM104 155V154H103ZM115 155H117V157L115 158V160L117 161V160H119V158H120V156L118 157V154H115ZM126 155V154H125ZM135 155V154H134ZM154 155V154H153ZM121 156V157H122ZM149 156V155H148ZM106 158V157H105ZM105 158H103V160H105ZM118 158V159H117ZM103 160H101L102 162H103ZM106 161V163H108V161H107V159L105 160ZM104 161V162H105ZM120 161V160H119ZM126 161V160H125ZM20 163V162H25V163H23V165L22 166H19L18 165V163ZM102 162H100V167H103V166H101L102 164H104V166H105V164L106 163H102ZM132 162V161H131ZM102 163V164H101ZM114 163V162H113ZM117 163V162H116ZM120 163H121V161H120ZM122 163H124V162H122ZM121 163V165H124V164H122ZM129 163V162H128ZM139 163H141L140 161H139ZM108 164H110V163H108ZM118 164H119V162H118ZM127 164V163H126ZM133 163H131V165H132ZM21 165V164H20ZM117 165V164H116ZM118 166V165H117ZM100 167H99V169H100ZM115 167V166H114ZM126 167V166H125ZM137 167V166H136ZM17 168H20L21 170H22V173H24V174H22V175H24L23 177H24V179L23 178H21V175H19L20 177V179H18L17 177H18V174L16 175V180H19V181H16L15 179H13V180H15L14 182H13V180H12V182H7L8 181V178L9 177H11L12 178V174H13V172L17 169ZM137 169V168H136ZM92 170V171H91ZM104 170H105V167H104ZM109 169H107L106 171H108ZM125 170V169H124ZM19 171V170H18ZM17 172V171H16ZM97 172H99V171H97ZM120 172H122V171H120ZM125 171H123V173H124ZM138 172V171H137ZM68 173V172H67ZM20 174H21V172H20ZM79 174V175H78ZM102 174V173H101ZM118 174H119V172H118ZM126 174V173H125ZM37 175H38V173H37ZM38 175V176H39ZM69 175V174H68ZM67 175V176H68ZM78 175V176H77ZM32 176V175H31ZM50 176V177H49ZM98 176H100V175H98ZM97 175H96V177H98ZM32 177V178H33ZM39 177V178H40ZM31 178V177H30ZM36 178V177H35ZM35 178H33V179H35ZM46 178V179H47ZM70 178V177H69ZM71 178H73V177H71ZM81 178H83V176L81 177ZM122 178H124V176L122 177ZM137 178V177H136ZM37 179V178H36ZM42 180H43V178H41ZM52 179H50L51 181H52ZM128 179V178H127ZM134 179V178H133ZM139 179V178H138ZM32 180V179H31ZM75 180V179H74ZM79 180V179H78ZM84 180H82V182L84 181ZM135 180V179H134ZM3 181H5V182H3ZM28 181H29V183H28ZM32 181H34V180H32ZM36 181H38V180H36ZM49 180H47V182H48ZM54 181V182H55ZM76 181V180H75ZM121 182L123 181L124 182V180H120ZM3 182V183H2ZM40 182H42L41 180L39 181V183ZM44 182H46L45 180H44ZM58 182H57V184H58ZM126 182V181H125ZM38 183V184H39ZM51 182H49V184H50ZM56 183V182H55ZM37 184V183H36ZM57 184H54V185H57ZM124 184V183H123ZM126 184V183H125ZM124 184V185H125ZM6 185V186H5ZM33 185V184H32ZM52 185V186H51ZM51 187H53V184L51 183ZM61 185V184H60ZM104 185H106V186H104ZM121 185H122V183H121ZM5 186V190H4V187ZM24 186V187H25ZM36 186V185H35ZM45 187V186H44ZM50 187V188H51ZM89 187V186H88ZM114 187V186H113ZM27 188H29V187H27ZM27 188H24V190H23V192L27 189ZM33 188V187H32ZM38 188V187H37ZM47 188V187H46ZM50 188H48L49 189V191H50ZM54 188V187H53ZM90 188H92V187H90ZM100 188L99 189H96V191L97 190H100ZM112 188V187H111ZM55 189H56V187H55ZM58 189V188H57ZM30 190V189H29ZM28 189H27V191H29ZM61 190V189H60ZM122 190V189H121ZM48 191V192H49ZM51 191H52V189H51ZM90 191V193H91V189L89 190ZM104 191H106L105 189H104ZM58 192V191H57ZM92 192H94V191H92ZM36 193V192H35ZM50 193H52V192H50ZM100 193V192H99ZM103 193V192H102ZM105 193V192H104ZM28 194V193H27ZM47 194V193H46ZM54 194V193H53ZM80 194V193H79ZM86 194V193H85ZM84 194V195H85ZM95 194V193H94ZM7 196L8 198H4V196ZM30 195L32 196V194L30 193ZM50 195V197H51V194H49ZM78 195V194H77ZM87 195V194H86ZM85 195V196H86ZM91 195H93V193L91 194ZM97 195V194H96ZM100 195V194H99ZM102 195V194H101ZM101 195H100V197H101ZM81 196V195H80ZM89 195H87L86 196V198L88 197ZM95 196V195H94ZM33 197V196H32ZM46 197V196H45ZM59 197V196H58ZM91 197V196H90ZM36 198V197H35ZM47 198V200H48V197H46ZM46 198H44L43 197V199H46ZM59 198H61V197H59ZM94 198V197H93ZM97 198V197H96ZM99 198V197H98ZM32 199H34V198H32ZM92 198H90V200H91ZM58 200V199H57ZM93 200V199H92ZM96 199L94 198V200L93 201H95ZM45 201V200H44ZM60 201V200H59ZM32 203H33V205L34 204H36L37 202L35 201V200H33V201H31ZM52 202V201H51ZM55 202V201H54ZM252 202H254V201H252ZM60 203V202H59ZM31 204V203H30ZM58 204V203H57ZM61 204V203H60ZM254 204V203H253ZM256 204V203H255ZM37 205V204H36ZM59 205V204H58ZM258 205V204H257ZM37 207V206H36ZM36 207H35V209H36ZM53 207H56L55 205L54 206H52V208ZM31 208H32V206H31ZM34 208V207H33ZM59 208V207H58ZM50 209H51V207H50ZM56 209V208H55ZM54 209V210H55ZM33 211V210H32ZM50 211V212H49ZM57 211H59V213H60V210H57ZM249 213V212H248ZM9 216H11L14 220H12V223L13 224H15V226H12L11 227V225H10V230H8V229H6L5 230V228L7 227L6 225H9L8 223H11V222H8L9 220H10V217ZM36 216V217H35ZM58 216H60V217H58ZM11 218V219H12ZM254 218V217H253ZM253 221V220H252ZM8 222V223H7ZM248 223V222H247ZM12 224V225H13ZM253 224V223H252ZM251 224V225H252ZM255 225V224H254ZM253 225V226H254ZM250 226V225H249ZM254 230V229H253ZM249 231H252V230H250L249 229ZM122 243V242H121ZM120 248V247H119ZM124 248H126V247H124ZM122 249H123V247H122ZM126 250V249H125ZM125 250H124V252H125ZM134 250V249H133ZM129 251L130 250H128V254H130L129 253ZM103 252H104V250H103ZM123 252V251H122ZM131 252V251H130ZM109 253V252H108ZM117 253V252H116ZM127 253H122V257L124 256V257H126V256H128L127 255ZM132 253H134V255H135V253H136V251H132ZM131 253V254H132ZM111 254V253H110ZM124 254V255H123ZM140 254V253H139ZM89 255V254H88ZM100 255V254H99ZM119 255H121V254H119ZM137 253H136V257H137ZM134 256V257H135ZM122 257H120V258H122ZM132 257V256H131ZM107 258V257H106ZM130 258V257H129ZM129 258H128V260H129ZM139 258V257H138ZM59 259H60V261H59ZM123 259H126V258H122V260ZM132 260H133V258H131ZM130 259V260H131ZM129 260V261H130ZM134 260H137V259H134ZM140 260H141V258H140ZM121 261V260H120ZM125 261V260H124ZM123 261V262H124ZM109 262H110V260L109 261H107V263L109 264ZM127 262V261H126ZM134 262V261H133ZM133 262H130L129 264H132ZM136 262V261H135ZM139 262V261H138ZM196 263V262H195ZM194 263V264H195ZM248 263V260H246V258H243L242 259V261H241V263L240 264H247ZM118 264V263H117ZM128 264V263H127ZM175 264V263H174ZM186 264H188V263H186ZM189 264H190V262H189Z\"/></svg>",
  "mask_w": 264,
  "mask_h": 264
}]
</instances>
